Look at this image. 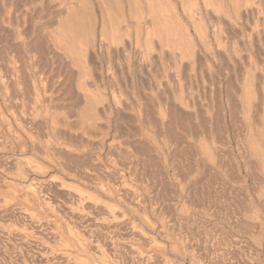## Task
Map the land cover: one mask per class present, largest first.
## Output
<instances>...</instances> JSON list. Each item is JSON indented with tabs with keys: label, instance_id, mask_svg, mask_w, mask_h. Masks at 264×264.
Returning <instances> with one entry per match:
<instances>
[{
	"label": "rangeland",
	"instance_id": "rangeland-1",
	"mask_svg": "<svg viewBox=\"0 0 264 264\" xmlns=\"http://www.w3.org/2000/svg\"><path fill=\"white\" fill-rule=\"evenodd\" d=\"M49 1L50 0H44V3H42L43 0H33V2H34L33 3L32 0H15V2H13V4L15 6L18 5L17 6L18 8L14 7V5H12V9L9 11V14H8L9 16H8L7 13H8L9 8L11 7V4H9L10 3L9 0H7V1L6 0L5 1L0 0V10H1L0 11V13H1L0 14V18H1L0 24L3 25V26L0 25V27H1L0 28L1 29L0 30V45H1L0 51H2V52H0V53H2V55H1L2 59L0 58V68H1L0 69V71H1L0 72V79H1L0 80V89H2V90H0V94L2 92L1 95L5 96V98H4L0 95L1 96L0 97V107L2 106L0 108V147H1L0 148V167L2 165L4 166V168H2L3 166L0 168V176L2 175L0 177V187L3 186L0 188V196H1L0 197V264H13V263L18 264L19 262H20V264H90V263L91 264H103V263L104 264H120V263L121 264H123V263L124 264H233V263H235V264H264V240H263L264 239V228H263L264 225H260V224H263L264 222L262 221V223H261L260 222L261 220L255 219V218H258V219L264 220V218H262V217H264V207H263L264 204L262 205L263 202L261 203V201L255 200L254 195L252 196L253 193L250 192L251 191L250 186H253V182L246 181V183H245L244 181H241L242 183L239 182L240 183L239 184V183H237V181H234V182L231 181L227 185V188H226L227 192H225V194H222L223 197H220L221 194H218L219 195L218 196L217 193L216 194L213 193L214 192L213 190H212V194L210 193L211 195L210 196L208 195V197L210 198V199L208 198V201L210 202V204H214V205L217 204V206H221L220 203L223 202L222 206L224 208L227 206L226 209L230 213L228 214V211H225V210L224 211L229 216L228 215L225 216L224 215L225 213H222L223 210H221L219 212V214L222 213V216L217 214L219 217H216L217 216V215H215L216 213H213V214H211V212L206 213L205 210L203 212V208H202L203 206L197 207V206H199V204L201 205L202 204L201 201H203L202 200L203 198L201 196L202 194L200 195V193H201V191H200L201 190V188H200L201 181H192V182H195L194 185L191 182V190L195 188L194 190H192V191H194V192H192L193 196H191V197H193V199H191V201L193 200L192 204H190V206H189L188 205L189 203L185 204L182 202V201L186 200L185 195L187 192L186 183L184 184L182 182H184L183 181L184 172H185L184 166L186 163L185 157L187 158V155L184 152H186L185 141L189 137V136H187L188 132H189V131L187 132L188 123H190L191 133L194 137V138L191 137L192 140H196V138L198 137L197 135L201 134V130L203 128L200 125V119L198 117V115L200 113L199 109L201 108V105H199V103H200V101H203V100H201L202 95L201 94L199 95V93L201 92L200 89L202 88L199 84V83L202 84V81H201L202 79H201V75H200L201 74L200 68L202 67L201 65L204 62V57H202V56H208V57H206L207 60L208 61L212 60V61H210V63H213V58L210 59V57H211L210 54L209 53H207V54L203 53L204 50H203L201 41L203 40L204 36H206V34H207L206 37H209V38L211 37V39L214 37L213 35L215 33V30H216V27L218 24L217 20H219L218 18L220 17V11L218 10L217 5L222 4V5L228 6L229 0H222L223 2H221V3H220L221 0H73L74 6H76L77 11L75 10V13L72 14L69 18H66V5H65L66 4L65 2H67L68 0H51L50 2ZM232 1L230 0V6L228 8H227V6L224 7L228 11V13H229L230 9L233 10V8H234V6H233L234 2H233V4H231ZM4 2H7L6 5ZM191 3L192 4L194 3V4L192 5ZM240 3H241V0H240L239 4ZM245 3H246L245 0H244V2L242 0V3L240 4V10H238V11H240V12L242 11V12L241 13L239 12V16H238L239 18L236 16V15H238L237 14L238 11L235 9H234L235 12H234V10L233 11L231 10V12H230V13L234 12L232 14L233 17H231L234 19V20L232 19L233 21H231V19H228L226 17L225 18L223 17L224 19L222 18V20H225V21H223V23H224L223 26L225 28V36L227 35V37H228V34H229V39L235 38V40L238 39L237 42H239L241 39V37L239 35H241L243 37L242 38L243 40L241 39V42H239L241 44L238 43L240 45L239 47L243 48V49H244V47H245V49L247 48V52L251 48H253V49H255L254 52L258 51L257 52L258 54L257 53H255V54L259 55L260 52L264 51V42H263L264 41V28H263L264 27V18H263L264 17V8L262 10V14H263V16H262L261 13L260 14L257 13L256 9H254L256 12L255 13L254 10H252L253 9L252 6L250 7L249 3H247L248 6ZM242 4H243V6L241 7ZM1 5H2V7H1ZM244 5H246L245 7H247V10L244 7ZM7 6L9 8H7ZM4 7L7 8L6 12L4 10ZM164 7L167 8L168 10L166 9L167 13L165 10V13L163 14V8ZM188 7H190L191 9H189ZM1 8H3V9H1ZM14 8H16L17 10ZM13 10H14V12H13ZM18 10H20V11H18ZM38 11H39V13H38ZM251 11H252V13H251ZM16 13H18L20 16ZM235 13H236V15H235ZM244 13H246V14H244ZM36 15H39L40 17L36 16ZM232 15H230V16H232ZM7 16L9 17L10 20H12V22L14 20H16V21H14L15 23L20 19V22L19 23L17 22V24L21 23V28H20L21 30H18L19 29L18 27H20V26L19 25L16 26L17 24L13 25V23H11V21H9ZM243 16L244 17L246 16L248 22L246 21V19H244ZM5 17H7V18H5ZM2 18L8 22H4V20ZM17 18H18V20H17ZM33 22H34V24H33ZM233 22H235L236 24ZM241 22H243V23H241ZM9 23H10V26H9ZM257 23H258V25H257L258 27L255 26ZM242 24L244 26H242ZM246 24L247 25L250 24L251 26L249 25L250 26L249 27ZM234 26H236V27H234ZM16 28H18L17 31H16ZM57 28L62 29V30H66L70 33H71V30L75 31V33H72V35L74 34L73 36L78 41L80 40L78 43L76 42L77 43L76 45H78L79 43H82V45L84 44L82 47L83 50L87 51V53H89V55L92 57V58H90V56H89V58H90L89 60H91L89 62L92 63V64L91 63H89V64H90V66L92 65V68H95L93 70L91 68V70L93 72L90 71V73H89L90 75H88L90 79L86 80L87 85L89 84V87L91 88V90L94 89L93 92L96 91L97 94L100 93L102 95L101 98L104 95L105 97L103 99L107 98L108 105H111V107L106 106L107 104L104 103L106 101V99H105V101L103 102L105 105L102 106L101 105V104H103L102 99L99 98L101 101L99 100L98 102L95 103V105L97 103L98 104L101 103V104H99V106L96 105L98 107V110H100V111H98L96 108V110L99 113V114L97 113L98 114L97 118L99 120L94 118L97 116V114L94 117L90 116L91 119L92 118H93V120L96 119V121H98V122L95 124V126L93 125V122L91 124L92 126H90V127H89V125H86L87 130L85 129V126L82 124L83 125L82 128L84 127L85 131L80 128L81 127V123H80L81 118H77L79 116L78 112H77L78 111L77 108L79 109L80 107H78V106L80 104L82 105V102L79 103L80 97H78V99H77V95H79V94H77V92H79V90L76 89V86H77V81H76L77 79L76 78L78 77V75H76V72H78V71L75 70V68L73 69L72 67L70 68L66 65V64H69V62L65 57H63L64 62L66 60L67 61L65 63H63V59L61 60V58L57 56V55L64 56V54H67V52L63 51V49H65V51H66L67 47H65V48L60 47V46H64V45H62L61 43H59V44H61V45H59V44H57L56 41H55V43L51 42L52 41L51 31L53 29L55 30ZM234 28H236V29H234ZM254 28L257 30V33H256V30ZM40 30H42V31H40ZM152 30H153V32H152ZM252 30H254L255 32ZM10 31H11V33H10ZM18 31L19 32L21 31L19 35L22 34V37H24L23 39H20V38H22L21 36H20V38H18L19 37ZM43 31H44V34H43ZM45 31H46V33H48L50 31L49 35H51V38H49L50 36L47 37ZM246 31H247V33H246ZM12 33H13V36H12ZM26 33H28V34H26ZM251 33H254L253 39L251 37H249L250 36L249 34H251ZM25 34H26V37H25ZM28 35L30 36V38H27ZM45 35H46V37H45ZM247 35H249V36H247ZM255 35L258 37H256ZM233 36H235V37H233ZM261 36H263V37L261 38ZM38 38H40L39 39L40 41L38 40ZM48 38H49V40L50 39L51 40L47 41ZM75 38H74V40H75ZM53 39H54V36H53ZM24 40H25V42H24ZM77 40H75V41H77ZM249 40H252L250 42L251 45H249ZM261 40H263V41H261ZM31 41H32V43H30ZM21 43H22V46L20 45ZM243 43L244 44L246 43L245 46H243ZM252 43L254 44V46H252ZM23 45H24V47H23ZM53 45H54V47H53ZM30 47L33 50H31ZM38 48L41 49L43 52L38 53V52H41ZM45 48H46V50H45ZM256 48L257 49L259 48V49L256 50ZM57 50H59V51H57ZM67 51H69V50H67ZM29 52H30V54H29ZM32 52H33L34 56L31 54ZM46 52H48V53H46ZM247 52L245 50L242 51V55L246 54L245 55L246 57H243L242 60L246 61V62L249 61V55H247L249 53H247ZM55 53H56V55H55ZM100 53H102V54H100ZM148 53H149V56H148L149 58H147V56H146V55H148ZM202 53H203V55H202ZM263 53H260L261 54V60H259V61L262 63V65L264 67V61L262 62V60H264V58H262L264 56ZM25 54L27 56H25ZM40 54L41 55L42 54H49L51 56L50 57L48 55L50 57V61L47 63V66L46 65L44 66V64H46V62H44V60L40 59ZM105 54H109V55L112 54L111 57H114V58L116 57L115 59L112 58V61H114V62H112V64L114 65L113 66L114 68L110 71L114 72L115 74L118 73L116 75L117 79L113 78L112 72H111V74H109L110 71L107 72V70H106L107 62L105 61L106 58L103 57V55H105ZM128 54H129L130 58H129ZM199 54L201 55V57L203 59L201 57H199L200 56ZM143 55H145L146 58ZM30 56H31V58H30ZM106 56L107 55H105V57ZM33 57H35V58H33ZM121 57L123 59H121ZM141 57H142V59H141ZM257 57L259 58L260 55ZM51 58L54 59V61H56V62H54ZM246 58L248 59V61ZM119 59H121V60H119ZM159 59H161V60H159ZM199 60L200 61L203 60V61H201L202 63ZM8 61H9V63H8ZM30 61H33L31 63L32 65L29 63ZM51 61H53V62H51ZM57 61L59 63L62 61V63L57 64ZM147 62H148V64H147ZM50 63L53 65H51ZM176 63H178V64H176ZM63 64L66 65V68L64 67L65 65H63ZM239 64H240V62H239ZM239 64H238L239 69L237 67V73H239L238 75L242 77V74H243L242 72L244 69L241 70L243 65H241L242 66L241 67ZM241 64H242V62H241ZM40 65H42V66H40ZM214 65H215V63H214ZM33 66H36L37 69ZM49 66H50V68H48ZM51 66H52V68H51ZM214 67H216L215 68L216 69L215 75L217 76V80H219L218 78H221L220 83L222 82L221 84L218 82L220 85H222V86H220L221 88L219 87L220 88L219 92L221 91L220 94H223V95H221L222 96L221 97V96H219V93H218V99H220L219 103L221 104V102H223L222 104L224 107L222 106L223 107L222 110L226 111V109H228V106H226L227 102H225L226 101L225 96H224V89H225L224 78L225 77L223 76V73L225 70L222 73V71L220 72V69H217V65H215ZM7 68H9V69H7ZM14 68H15V70H13ZM39 69L41 70V72L39 71ZM56 69H58L59 72ZM72 69L75 72H73ZM67 70H70L71 72H69ZM239 70H241V71H239ZM24 71H25V73H23ZM42 71L45 73H43ZM100 71H101V73H100ZM127 71L130 74L129 73L127 74ZM68 72H69V74L67 76ZM124 72H125V74H124ZM259 72L264 74V68H262V70ZM259 72H257V73L262 78L263 75L259 74ZM27 73H28V75H27ZM71 73H73L72 76H71ZM11 74H12V76H11ZM93 75H94V77H92ZM129 75H131V76H129ZM224 75H225V73H224ZM233 75L234 74H232L231 77L235 78ZM65 77H67V78H65ZM70 78H71V81H70ZM92 78H94L95 80ZM119 78H121V79H119ZM31 79H32V81H34L36 79L35 81H37V82H32ZM45 79H46V81H45ZM114 79L116 80L117 83L115 82ZM127 79H128V81H127ZM25 80H29V81H25ZM89 80H90V82H88ZM97 80L99 82H97ZM190 82H191V84H190ZM33 83L34 84L36 83L35 86H38L39 90H37V89L35 90V86H33L34 85ZM92 83H93V85H91ZM39 84H41V85H39ZM59 84L61 85V87ZM179 84L181 85V88H183L185 93H184V91L180 90L181 88H180ZM193 84H195V85H193ZM12 85H14V86H12ZM110 86L113 89H111ZM120 86H122V87H120ZM190 86L192 88H190ZM56 87H57V89H56ZM103 87H104V89H102ZM58 88H61V89L58 90ZM74 88L77 92L75 90H73ZM24 89L25 90L28 89L26 91L27 93L24 92L25 91ZM49 89H50V91H49ZM63 89H65V90H63ZM191 89H192V91H191ZM21 90H23V91H21ZM40 90H41V92H40ZM44 90L46 91V94H45ZM55 90H57L56 91L57 93L55 92ZM118 90L120 91L119 93L122 96L118 94ZM37 91H39L41 93V95L39 97H37V95H36ZM113 91H114V94L116 93V95L118 94L119 97L121 96L119 99L120 101L113 99V96H115V95L112 96ZM151 91L153 94H151ZM180 91L184 93V94L181 93V94H183V97L179 93ZM186 92H188V94L190 93L194 99L193 100L190 99V98H192V96L190 94L186 95ZM191 92L192 93L197 92V93L193 95ZM126 93H128V95L131 97H128ZM178 94L181 96V98H180V96H177ZM12 95H14V96H12ZM34 95H36V96H34ZM153 95H154V99H153ZM74 96H75V98H74ZM175 96L178 97V98L176 97L177 98L176 100H178L179 98H180L179 100H181V99L182 100L180 102L176 101ZM185 96L186 97L189 96V99H190L189 102L195 100L194 102H192L193 104L191 103V105L189 106V110H187V112H189L191 110L190 111L191 112L190 121L186 120V113H187V112H185L186 108H184V106H182V105H184L182 103L185 102V100H186ZM200 96H201V98H199ZM39 98L40 99L43 98V100H40ZM47 99H49V100L47 101V103H45ZM124 100H126L127 103ZM41 102H42V105L40 104ZM109 102H110V104H109ZM128 102H130V103H128ZM38 103H39V105H38ZM195 103H197V104H195ZM33 104H34V106H32ZM176 104H177V106H176ZM194 104L196 106H194ZM45 105H48V106L46 107ZM69 105H71V107ZM138 105H141V106H138ZM25 106H26V108H25ZM100 106H101V108L99 109ZM181 106L185 110H183V108ZM232 106L234 107V111L236 112L235 115L239 116L240 108L235 107V104H233ZM38 107H39V109H38ZM106 107H107V109H106ZM222 107H220V108H222ZM44 108H45V110H44ZM161 108H162V110L164 109L162 111L163 113L159 112V110L161 111ZM1 109H3V110H1ZM110 109H111V111H110ZM139 109H140V111H139ZM197 110H198V113H197ZM12 111H13V113H12ZM33 111H34V113H33ZM46 111H47V113H46ZM57 111L60 112L61 114L60 113L58 114ZM166 111H168V112H166ZM158 112L160 114H164V112H165V114H164L165 117L163 118V116H161L162 118H160L159 117L160 115ZM49 113L54 116V117L53 116L52 117L54 118L53 121L55 120L54 123L57 122L56 125L54 123H51V121H48V120L52 119V118H50L51 115ZM138 113H139V115H138ZM30 114H31V116H30ZM192 114H193V118L195 119V120L193 119L194 121L192 120ZM44 115H46V116H44ZM93 115H95V113ZM59 116H60V118H59ZM99 116H100V118H99ZM194 116L195 117L197 116V117L195 118ZM183 117H185V119H181ZM10 118H11V120H9ZM40 118H41V120H40ZM85 118H87V116ZM33 119H34V121H33ZM58 119L60 120V122ZM11 121L14 123H12ZM15 121H17V123ZM36 121H38V122H36ZM65 121L67 124L65 123ZM229 122H230L229 119L228 118L225 119V117H224V118H222L220 123L224 124V125L221 124V126H224V128L227 127V128H225L226 130H228V128H229L228 131L231 132L233 130L232 129L233 126H230L232 124ZM70 123H71V125H70ZM182 123H185L184 126L185 125L187 126V130H186V127H183ZM226 123H227V125H226ZM35 124H37V125H35ZM53 124L55 126H57V124H58L59 130ZM10 125H12V128ZM21 125H22V127H21ZM49 125H51V126L53 125L54 128H56V130L54 128L52 129V130H55L54 133H51L53 131H51L52 127L50 128ZM63 125H65V126H63ZM234 125L236 127V123H234ZM196 126L199 128H196ZM20 127L22 130H20ZM70 127H72V128H70ZM12 129H14V130H12ZM78 129H79V131H78ZM193 129H194V131H193ZM198 130H200V133L198 132ZM58 131H59V133H58ZM80 131L81 132L84 131V132H82L83 134H80L81 133ZM30 132H32V133H30ZM47 132H49V133H47ZM62 132H63V134H62ZM9 133H11V134H9ZM84 133H85V135H84ZM31 134H32V138L35 136L33 139H36L37 141L36 140L35 141L37 143L40 144L43 142L40 145V147L37 144L39 148L36 146V149H35L32 147V145H30L31 143L29 144ZM87 134H88V136H87ZM184 134H186V135H184ZM28 135H29V137H28ZM47 135H49V136H47ZM57 135H59V136H57ZM85 136H87V137H85ZM147 136H150L152 138L149 139L150 137L147 138ZM184 136L187 138H185ZM21 137L26 138V139L24 138L25 140L22 138V140H24L23 141L24 143L22 142ZM38 138H39L40 142H39ZM87 138L90 140H88ZM99 138H100V140H98ZM61 139H63V140H61ZM14 140H16V141H14ZM92 140H94V141H92ZM103 140H104V142H100ZM163 140H165L166 142ZM20 141H21V143H20ZM25 141H26V143H28L27 146H26ZM45 141L48 142V145L50 144L49 146H51V145L52 146L47 147V144H46L47 142L44 143ZM84 141H85V143H84ZM156 141H157V144L159 143L158 145L155 144ZM6 142H8V143H6ZM51 142H53V143H51ZM86 142L87 143L89 142V143L87 144ZM97 142H99V143L97 144ZM162 142H164L166 147L163 144H161ZM108 143H110V144L108 145ZM22 144H24V145L22 146ZM43 145H45L44 146L45 149H50V151L49 150L46 151L45 149H43ZM55 145H57V146H55ZM152 145H154L155 148H153ZM231 146L232 145H229V147H230L229 150H231L232 152H235L234 145L232 147ZM6 147H7V149H6ZM69 147H72V148H69ZM103 147H104V149H103ZM83 148H84V150H83ZM99 148H101V150ZM157 148H159V149H157ZM32 149H34L35 152ZM41 149H42V151H41ZM43 150L46 153L43 154ZM18 151H20V152H18ZM106 151H108L110 153L108 154V152H106ZM193 151H194V149L192 150V152ZM98 152H100L101 154L100 153L98 154ZM45 154L46 155L49 154V155H47L49 159H47V160L45 159V158H47V156ZM5 155H7V156L12 155V157H14L16 155L15 158H19L17 160H19L20 162H18V164H16V162H15L16 159H15V161H12L11 160L12 157H9V158L7 156L4 157ZM111 155H113V156H111ZM122 155H126V156H122ZM127 155H128V159L129 158L131 159L133 157L132 159L140 160L138 166L136 165L135 168H134V166H132V168H131V166L128 165L129 164L128 162L130 161V159L129 160L127 159ZM184 155H185V157H184ZM20 156L24 157L25 159L24 158L21 159ZM40 156H42V157H40ZM44 156H46V157H44ZM130 156H132V157H130ZM192 156H193V153H192L191 157ZM98 158H100V159H98ZM117 158L119 160H117ZM143 159H144V161H143ZM34 160L36 161L35 164L38 165V163H39L42 166V168H41L42 170L45 168L43 171H41V169H37V167H36L35 169L40 170V173L37 170H36L37 172L36 171L33 172L29 168L30 163L35 162ZM48 160L51 163L48 162ZM110 160H111V162H110ZM116 160H117V162H116ZM10 161H12V162H10ZM52 161H53V163H52ZM58 161L60 164L58 163ZM13 162H14V164H16V166L13 164ZM27 162H29V163H27ZM40 162H42V163H40ZM122 162L123 163L125 162V163L123 164ZM126 162H127V165H126ZM24 163H27V166H25ZM141 163H143V164H141ZM91 164L94 166H92ZM47 165H49V166L47 167ZM65 165H67V167ZM115 166H117V167H115ZM17 167H18V169H17ZM120 167H121V169H120ZM174 167H175L176 171L174 170ZM47 168H50V169L52 168L53 171L50 169H47ZM85 168H86V170H85ZM21 169H23V171L26 170V171H24L25 173L22 174L21 172H23V171H21ZM69 169H70V171H69ZM134 169H136V170L133 171ZM117 170H118V172H120V175L117 172ZM120 170H122V171H120ZM146 170L148 172H146ZM44 171L46 174L45 175H44V173L41 174V172H44ZM129 171L133 176L129 173ZM132 171H133V173H132ZM141 171L143 173H141ZM149 171H151V172H149ZM3 172H5V173H3ZM26 172H27V174H26ZM82 172L84 174L86 173L85 176H84V174H82ZM123 172H124V175H123ZM6 173H8V174H6ZM36 173L39 175H37ZM50 173H51V175H53L52 177H51ZM69 173H70V175H68ZM18 174H19V176H18ZM71 174H73V175H71ZM89 174H90V176H89ZM96 174H99V175H96ZM101 174H102V176H101ZM149 174H150V176H148ZM23 175H24V178L26 176L25 179L24 178L22 179ZM40 175H42V176H40ZM80 175H81V177H79ZM122 175L125 176L124 178H126L128 180L127 184H129V185H127V187L129 189L132 186L135 187V189L132 187L130 189L129 193H126L122 189V187L120 186V182H118V181L122 180V178H123ZM36 176H37V178H36ZM48 176H49V178H48ZM83 176H84V178H83ZM87 176L89 178H91L90 181L86 180V179H88ZM17 177H19V179ZM134 177H136L135 180H134ZM150 177L153 178L154 181H152L153 179L151 180ZM40 178H41V180L39 181ZM138 178H140V179L142 178L143 179V180L141 179L142 182L139 181ZM52 179H54V180H52ZM61 179H62V181H61ZM72 179H74V180H72ZM31 180H32V183H31ZM35 180L39 184L34 185ZM48 180H49V182L51 180L52 181L50 183H48ZM55 180H56V183L54 182ZM114 180L117 182H115ZM179 180H180V182H178V184H180V185L183 184L182 186L184 189L183 188L182 189L184 192L183 191L181 192V190H179V189H181L182 186L179 187L178 184H175ZM21 181H22V183H21ZM65 181H67V182H65ZM82 181L83 182L88 181L91 184L89 183V185H88V182H85L87 184L84 185V183ZM99 181H101V183L104 182L107 185V188H106L105 187L106 185L104 183H103V185H105V186H103L101 184L103 187V190L109 191V189H110V191H112V194H111V192H110V194L109 193L105 194V192H107V191L102 192V188H100V184H99L100 182ZM5 182H6V184H5ZM74 182H76V184ZM41 183H43V185ZM93 183H94V186H93ZM115 183H117V184H115ZM152 183H153V185H152ZM247 183L249 186L247 185ZM14 184H15V186H14ZM40 184L42 187L38 186ZM72 184L73 185L75 184V186H73ZM148 184H149V186H147ZM31 185L34 187L38 186L39 189H38V187L36 189L32 188ZM65 185H67V186H65ZM95 185H99L98 187L100 189L99 188L96 189L97 186L95 187ZM113 185L116 187V189H115L116 192L119 190L117 193L114 191ZM235 185H236V187H235ZM26 186H27V189H26ZM68 186H70V187H68ZM86 186H88V187H86ZM108 186H109V188H108ZM229 186H231V187H229ZM240 186H242L244 189L248 188V191L251 193L250 195L252 196V199H254L253 202H251L250 199H249L250 202H248L249 201L248 199H247L248 201L246 200L247 197L250 198V195H249V193H246L245 191H241L244 189L243 188L241 189ZM5 187H6V189H5ZM28 187L32 188L34 191L33 192L34 197L32 195L33 198H30L31 196L28 198L29 195L25 192V190L26 191L28 190ZM43 187L47 188L46 191H45V188H43ZM48 187L51 188L52 190L51 189L49 190ZM66 187H68V188H66ZM74 187H76V188H74ZM104 187H105V189H104ZM234 187L237 188L236 191H235ZM238 187L241 190H239ZM22 188H25L23 192H21ZM68 189L70 191H68ZM144 189L145 190L151 189L153 191V193L151 190L148 192L145 191L146 192L145 193V192H143ZM170 189H172V190H170ZM198 189H200V190H198ZM228 189H229V192H228ZM132 190L133 191L138 190V191L133 192L135 194V196H133L134 194L131 195L130 196L131 201H130L129 195H130V193H132ZM195 190L197 191V195L195 193L196 192ZM139 191L145 194V195L143 194L144 197H143L142 193H139ZM237 191L242 192V193H238ZM80 192H82V193H80ZM87 192H89V193H87ZM231 192L233 194L230 195ZM234 192H235V194H234ZM124 193H126V195L129 194L128 197ZM138 193H139V196H141L140 198H139V196H137ZM177 193H178V195H177ZM194 193H195L196 197H194ZM77 194L79 195V197ZM92 194L94 197H92ZM97 194H99V196ZM123 194H124V196H122ZM168 194H169V196H168ZM242 194H244V195H242ZM75 195H77V197ZM103 195H105V196H103ZM109 195H111V196L114 195V197L113 198L109 197ZM116 195H117V197H116ZM154 195H156V196H154ZM199 195H200V198H199ZM224 195H225V198H224ZM234 195H236V196H234ZM72 196L74 198H77V199L75 200ZM96 196H98V198ZM178 196H180V197H178ZM212 196H214L213 197L214 199L211 198ZM216 196H217V199H215ZM241 196L242 197L246 196V197H244V201H243ZM2 197H3V199H2ZM35 197H37V198H35ZM134 197H135V200L137 202L134 200ZM218 197L221 198V200ZM230 197H231V199H230ZM240 197H241V199H240ZM96 198H97V201H96ZM100 198H101V200H100ZM102 198H105V199H102ZM123 198H124V201L121 200ZM141 198L144 202L141 200ZM30 199L32 201H30ZM109 200H111V202ZM132 200H134L135 202H133ZM139 200H141V201H139ZM226 200H229V201H227L228 203H226ZM35 201H37V202H35ZM105 201H107V202H105ZM120 201H123L124 203L120 202ZM138 201H139V204H138ZM198 201H200V202H198ZM220 201H222V202H220ZM224 201H225V204H224ZM245 201H247L246 202L247 205H251V203H254L251 205V208L253 209L254 205H256L255 208L257 207L256 208L257 210L260 209L259 211H261V212L257 213L256 209H255V211L253 210L254 212H251L252 211L251 209L247 210L248 206L246 208ZM176 202H177V204H175ZM99 203H100V205H98ZM110 203H112L113 205ZM122 203L124 205L125 204L126 205L124 206ZM133 203L140 206V207H138V206L136 207V205L133 206L132 205ZM218 203H219V205H218ZM238 203L241 204V208L245 204V208L247 210L245 212V209L243 207V211H244L243 215L245 216L246 219L242 218V223H241L242 227L246 224V226H244V228L247 229L246 233H244L245 229L242 228L241 226L240 227L243 230L239 227H234V226L230 227L232 225L231 224L232 223V216H233V215L231 216V214L233 213L232 209H233V207H235V205L236 206L239 205ZM242 203H244V204H242ZM73 204H75V205H73ZM174 204H175V206H174ZM259 204L261 205V207ZM108 205H109V208H107ZM115 205H116V207H114ZM183 205L185 206L184 208H187L190 213H187L188 210L184 209ZM186 205H188L189 207L188 206L186 207ZM191 205L193 207H191ZM195 205H196V207H195ZM38 206H40V209L38 208ZM87 206H89V207H87ZM97 206H98V208H96ZM151 206H153L154 208L153 207L151 208ZM159 206H160V208L162 207L161 208L162 210H160ZM173 206L175 207V210L172 209ZM66 207L68 210L66 209ZM103 207H106V208H103ZM144 207H146V209ZM194 207H195V209H194ZM228 207L231 210H229ZM239 207H240V205H239ZM111 208H113V209H111ZM138 208L142 212H140ZM196 208L201 209V213L199 212L200 210H198V212H196L197 211ZM249 208H250V206H249ZM61 209H63V210H61ZM105 209L107 210L106 212H105ZM131 209H134V211L132 212ZM121 210H123V211H121ZM170 210H172V212ZM184 210H187V211H184ZM124 211H125V213H122ZM159 211H161L162 213ZM248 211L250 212L249 213L250 215H252V213L255 214V212H256V216L258 214H259V216L255 217V215L253 214L254 216L253 215L252 216L255 218L250 220L251 222H249L248 219L252 218V216L250 217V215L248 216L246 214V213H248ZM68 212H71L72 216H70V213H68ZM136 212L137 213L140 212L141 214H139V213L137 214ZM158 212H159V214H158ZM176 212L178 214H176ZM202 213H206V214L201 215ZM107 214L110 216H107ZM160 214L163 217L160 216ZM174 214L176 216H174ZM207 214L210 216H208ZM23 215H24V217H23ZM66 215H69V216H66ZM206 215H207V217H206ZM246 215L250 218L247 219ZM20 216H21V218H20ZM74 216H76V219L73 218ZM140 216H141V218H140ZM211 216H213V217H211ZM244 216H242V217H244ZM25 217H27V218H25ZM92 217H94V218H92ZM160 217H162V218H160ZM223 217H224V219H223ZM227 217H231V219H228ZM259 217H261V218H259ZM77 218H79V219H77ZM81 218H82V221L80 220ZM84 219L86 220V222H84L85 221ZM87 219L89 220L88 223H87V221H88ZM20 220H21V225H20ZM225 220H226V223H225ZM227 220L228 221L231 220V222L229 223ZM215 221H216V223H215ZM246 221H248L247 223L249 225L246 223ZM254 221L256 223H254ZM144 222H146V223H144ZM148 222H149V224L151 222H153V223H152V225L151 224L148 225L147 224ZM163 222H164V225H163ZM244 222H245V224H244ZM258 222H260V223L258 224ZM40 224L42 225V227H40L41 226ZM215 224L216 225L218 224V225L216 226ZM221 224H222L223 228H222V226H220ZM48 225H49V227H48ZM89 225L92 226L93 228H91ZM153 225H156V226H153ZM254 225L255 226L260 225L262 227L259 226V227L255 228ZM63 226L65 229H63ZM101 226H103V228ZM214 226H216L217 228ZM219 226L222 230L219 228ZM30 227L32 229H30ZM96 227H99V228H96ZM114 227L117 230L113 229ZM253 227H254V229H253ZM101 228H102V230H101ZM139 228H141V229H139ZM233 228H235V229H233ZM236 228H238L239 230L237 229L238 230L237 231ZM259 228H261V229L257 231V229H259ZM40 229H41V231H40ZM88 229L94 230V231H88ZM103 229H106L108 231H106V230L104 231ZM240 229L244 232H241ZM99 230H101V231H99ZM118 230H119V232H118ZM252 230L254 231V233ZM85 231H87V232H85ZM109 231L113 232V233H110ZM174 231H176L175 232L176 234L174 233ZM259 231H261V232H259ZM170 232H173V233H170ZM179 232L182 233V235ZM240 232H241V234H240ZM248 232L250 235H246V234H248ZM250 232L253 234H251ZM255 232H257V234ZM61 233H63V234H61ZM258 233H260V235L258 237L254 235V234L258 235ZM13 234H15V235H13ZM43 234H45V235H43ZM116 234H117V236H116ZM166 234L168 235V237L167 236L165 237ZM243 234H245V235H243ZM221 235H222V237H221ZM251 235L252 236L254 235V237H252L254 240L251 239ZM261 235H262V237H261ZM100 236H102V237L100 238ZM113 236H114V238L112 239ZM137 236H139V238H137ZM143 237H145V238H143ZM226 237H228V238H226ZM65 238H66V240H65ZM185 238H186V240H184ZM52 239H53V242L51 241ZM71 239H73V240H71ZM171 239H173V240H171ZM256 239H258V240H256ZM236 240H237V242L239 240V242H238L239 244L237 243V245L235 242ZM54 241H55L56 245L54 244ZM114 241H116V242L114 243ZM242 241L244 243H240ZM33 242H34V244H33ZM174 242L176 243L177 247H174V245H173V244H175ZM22 243L24 244V246ZM76 243H77V246H76ZM102 243H104V244H102ZM113 244H115V245H113ZM181 244H183V245H181ZM7 245H9V246H7ZM238 245H239V248H238ZM171 246H173L174 248L173 247L171 248ZM115 247H117V248H115ZM176 248H178V250H176ZM10 249H12V250H10ZM11 251H12V253H11ZM232 252H234V253H232ZM256 252H258V253H256ZM224 253H225V255H224ZM18 254H19V256H18ZM58 256H59V258H58ZM66 256H68V257H66ZM125 256H128V257H125ZM33 257L36 259H34ZM221 258H222V260H221ZM223 258H225V259H223ZM52 259H54L53 260L54 262L52 261ZM15 260H19V261H15ZM222 261H223V263H222Z\"/></svg>",
	"mask_w": 264,
	"mask_h": 264
},
{
	"label": "bare ground",
	"instance_id": "bare-ground-1",
	"mask_svg": "<svg viewBox=\"0 0 264 264\" xmlns=\"http://www.w3.org/2000/svg\"><path fill=\"white\" fill-rule=\"evenodd\" d=\"M2 1V0H1ZM5 1V0H4ZM7 1V0H6ZM51 1V0H50ZM49 1V2H50ZM73 0H68L67 2H65L66 4V18H69L72 14H74L75 13V10L77 11V8H76V6H74V1L72 2ZM232 1V0H231ZM9 4H11V7L9 8L8 6H7V8H9V10H8V13H7V15L9 14V11L12 9V5H14L13 4V2H15V0H9ZM32 2H33V0H32ZM36 2V1H35ZM221 2H223L222 0L220 1V3ZM233 2H234V4H233ZM239 2H240V0H233L232 2H231V4H233V6H234V8H233V10L235 9V10H240V4L242 3V0H241V3L239 4ZM243 2H244V0H243ZM245 4H247V3H249V5H250V7L252 6V10H254V9H256L257 10V13L258 14H260L261 13V15L263 16V14H262V10H263V8H264V0H245ZM5 3V5H6V3L7 2H4ZM34 3V2H33ZM41 3V2H40ZM42 3H44V0H43V2ZM3 4V3H2ZM39 4V3H38ZM192 4V3H191ZM190 4V5H191ZM194 4V3H193ZM192 4V5H193ZM218 4V3H217ZM229 5L227 6V8L230 6V0H229V3H228ZM4 6V5H3ZM18 6V5H17ZM17 6H15L14 5V7H17ZM27 6V5H26ZM225 5H222V4H218L217 5V7H218V10L220 11V17L218 18L219 20H217L218 21V24H217V27H216V30H215V33H214V37L211 39V37L209 38V37H206L207 36V34H206V36H204V38H203V40L201 41L202 42V47H203V53H205V54H207V53H209L210 54V59H212L213 58V63H210V61H212V60H210V61H208L207 60V58L206 57H208V56H202V57H204V62H203V64L201 65L202 67L200 68L201 70H200V72H201V81H202V84L201 83H199L200 84V86L202 87L200 90H201V92L199 93V95L201 94L202 95V99L201 100H203V101H200V103H199V105H201V108L199 109L200 110V113H199V115H198V117H199V119H200V125L203 127L202 128V130H201V134H199V135H197L198 137L196 138V140H192V138L191 137H193V135H192V133H191V126H190V123H188V130H187V126L185 125L184 126V124L185 123H182V125H183V127H186V130H187V132H188V135L187 136H189L188 138L187 137H185V138H187V140L185 141V147H186V152H184V153H186V155H187V158L185 157V155H184V157H185V161H186V163H185V166H184V177H183V181L184 182H182V183H186V190H187V192H186V195H185V199L186 200H184V201H182L183 203H185V204H187V203H189L188 205L190 206V204H192V201H191V199H193V197H191V196H193L192 195V192H194V191H192V190H194V189H192L191 190V182L192 181H201V183H200V188H201V190L200 189H198V190H200L201 191V193H200V195L202 196V200L203 201H201L202 202V204L200 205L199 203V206H197V207H200V206H203L202 208H203V212H204V210H205V212L207 213H209V212H211V214H213V213H216L215 215H217V214H219V212L221 211V210H225V211H228L226 208H227V206L224 208L223 206H222V201L224 200H222V201H220V202H222V203H220V205L221 206H217V204L216 205H214V204H210V202L208 201V195L210 196L211 194H212V190L214 191L213 193H217V195L218 194H221V196L220 197H223V195L222 194H225V192H227L226 190V188H227V185H228V183H230L231 181H237V183H242L241 181H244L245 183H246V181H251V182H253V186H250L251 188V191L250 192H252L253 194H252V196L254 195V198H255V200H257V201H261V203H262V205L264 204V74L263 73H261V72H259V71H261L262 70V68H264L263 67V65H262V63L259 61V60H261V54L260 53H263V52H260L259 53V55H260V57L258 58L257 56H259V55H257L258 53V51L257 52H254L255 51V49H253V48H251L248 52H247V48L245 49V47H244V49L243 48H240L239 46V44H241V43H239V42H241V39L243 38L241 35H239L240 37H241V39H240V41L239 42H237V40H235V38L233 39V38H231V39H229V34H228V37H227V35L225 36V28H224V23H223V21H225V20H222V18L224 17H226V18H228V19H231V21H233L234 19L233 18H231V17H233V13L235 12V10H234V12L233 13H230L231 12V10L232 9H230L229 10V13H228V11L226 10V8H224V7H226ZM232 6V7H233ZM243 6V4L241 5V7ZM246 5H244V7H245ZM247 6H248V4H247ZM1 7H2V5H1ZM29 7V6H28ZM35 7V6H34ZM78 7V6H77ZM231 7V8H232ZM249 7V8H250ZM6 7H4V10H5V12L7 11L6 9H7ZM18 8V7H17ZM20 8V7H19ZM36 8V7H35ZM189 9H191L190 7H188ZM246 8V10H247V7H245ZM248 8V9H249ZM1 9H3V8H1ZM14 9H16V8H14ZM27 9V8H26ZM167 8H163V14L165 13V10H166ZM251 9V8H250ZM17 10V9H16ZM79 10V9H78ZM168 10V9H167ZM167 10H166V13H167ZM232 10V11H233ZM242 10V9H241ZM1 11V10H0ZM18 11H20V10H18ZM259 11V12H258ZM4 12V11H3ZM13 12H14V10H13ZM17 12V11H16ZM239 12L240 11H238V15H236V13H235V15L238 17L239 16ZM242 12V11H241ZM240 12V13H241ZM249 12V11H248ZM254 12H255V10H254ZM253 12V13H254ZM38 13H39V11H38ZM251 13H252V11H251ZM256 13V12H255ZM1 14V13H0ZM16 14H18V13H16ZM37 14V13H36ZM244 14H246V13H244ZM257 14V15H258ZM13 15V14H12ZM19 15V14H18ZM230 15H232V16H230ZM6 16V15H5ZM9 16V15H8ZM7 16V17H8ZM11 16V15H10ZM20 16V15H19ZM36 16H39V15H36ZM254 16V15H253ZM3 17V16H2ZM7 17H5V18H7ZM12 17V16H11ZM10 17V18H11ZM23 17V16H22ZM40 17V16H39ZM218 17V16H217ZM244 17V16H243ZM242 17V18H243ZM255 17V16H254ZM258 17V16H257ZM261 17V16H260ZM16 18V17H15ZM20 18V17H19ZM223 18V19H224ZM239 18V17H238ZM253 18V17H252ZM251 18V19H252ZM256 18V17H255ZM262 18V17H261ZM264 18V17H263ZM3 19V18H2ZM8 19H9V17H8ZM233 19V20H232ZM244 19H246V21H247V18H246V16L244 17ZM259 19V18H258ZM4 20V19H3ZM2 20V21H3ZM7 20V19H6ZM14 20V19H13ZM17 20H18V18H17ZM249 20V19H248ZM260 20V19H259ZM0 21H1V18H0ZM9 21H11V23H13V25H15V24H17V22L19 23L20 22V19L15 23L14 21H16V20H14L13 22H12V20H10L9 19ZM244 21V20H243ZM255 21V20H254ZM261 21V20H260ZM4 22H8V21H5L4 20ZM40 22V21H39ZM248 22V21H247ZM258 22V21H257ZM262 22V21H261ZM232 23V22H231ZM233 23H235V22H233ZM238 23V22H237ZM241 23H243V22H241ZM245 23V22H244ZM256 23V22H255ZM30 24V23H29ZM33 24H34V22H33ZM236 24V23H235ZM251 24V23H250ZM249 24V25H250ZM0 25H2V24H0ZM20 26V27H18V28H16V31H17V29L18 30H21L20 28H21V23L20 24H17L16 26ZM43 25V24H42ZM41 25V26H42ZM247 25V24H246ZM249 25H247V26H249ZM258 25V23L255 25V26H257ZM3 26V25H2ZM9 26H10V23H9ZM8 26V27H9ZM27 26V25H26ZM215 26V25H214ZM242 26H244L243 24H242ZM251 26V25H250ZM249 26V27H250ZM5 27V26H4ZM44 27V26H43ZM234 27H236V26H234ZM246 27V26H245ZM254 27V26H253ZM258 27V26H257ZM262 27V26H261ZM1 28V27H0ZM7 28V27H6ZM10 28V27H9ZM35 28V27H34ZM264 28V27H263ZM45 29V28H44ZM43 29V30H44ZM234 29H236V28H234ZM238 29V28H237ZM255 29V28H254ZM260 29V28H259ZM1 30V29H0ZM38 30V29H37ZM246 30V29H245ZM248 30V29H247ZM256 30V29H255ZM261 30V29H260ZM5 31V30H4ZM15 31V32H16ZM40 31H42V30H40ZM227 31V30H226ZM252 31H254V30H252ZM263 31V30H262ZM19 32V31H18ZM21 32V31H20ZM20 32L18 33V35L20 34ZM32 32V31H31ZM36 32V31H35ZM152 32H153V30H152ZM235 32V31H234ZM251 32V31H250ZM255 32V31H254ZM259 32V31H258ZM10 33H11V31H10ZM41 33V32H40ZM45 33H46V31H45ZM49 33H50V31L48 32V33H46V35H47V37L48 36H50L49 38H51V35H52V41L51 42H54L55 43V41L57 42V44H59V43H61L62 45H64V46H60V47H67L66 48V51H65V49H63V51L64 52H67V54H64V56H62V55H57L58 57H60L61 58V60L63 59V63H65L67 60H68V62H69V64H66L68 67H72L73 69L75 68V70H77L78 72H76V75H78V77L76 78L77 80V86H76V89L77 90H79V92H77L76 90H75V88L73 89V90H75L76 92H77V94H79V95H77V99H78V97H80L79 98V103L80 102H82V105L80 106H78V107H80L79 109L77 108V112H78V117L77 118H81L80 119V123H81V129L82 130H84V127L82 128V126L84 125L85 126V129L87 130V128H86V125H89V127L90 126H92L91 124H92V122H93V125L95 126V124L98 122V121H96V119L97 120H99L97 117H98V111H100V110H98V107L96 106V105H98L99 106V104H101V103H97L96 105H95V103L96 102H98L100 99L99 98H101V94L100 93H98L97 94V92L95 91V92H93V90H91V88L89 87V84L87 85V82H86V80H88V79H90L89 78V76L88 75H90L89 73H90V71H92L93 69H95V68H92V65L90 66V64L89 63H91V62H89V61H91V60H89L90 58H92L90 55H89V53H87V51H84L83 50V45H82V43H79L78 45H76L79 41L72 35V33H75V31H72L71 30V33L70 32H68V31H66V30H62V29H53L52 31H51V35H49ZM238 33V32H237ZM246 33H247V31H246ZM249 33V32H248ZM256 33H257V30H256ZM255 33V34H256ZM16 34V33H15ZM14 34V35H15ZM26 34H28V33H26ZM26 34H25V37H26ZM43 34H44V31H43ZM235 34V33H234ZM253 34L254 33H251V34H249V35H247V36H249V37H251L252 39H253ZM24 35V34H23ZM46 35H45V37H46ZM204 35V34H203ZM238 35V34H237ZM12 36H13V33H12ZM20 36L22 37V34L21 35H19V37L18 38H20ZM53 36H54V39H53ZM256 36V35H255ZM203 37V36H202ZM233 37H235V36H233ZM238 37V36H237ZM239 37V38H240ZM256 37H258V36H256ZM263 36H261V38H262ZM3 38V37H2ZM24 37H22V38H20V39H23ZM27 38H30V36L28 35V37ZM26 38V39H27ZM43 38V37H42ZM49 38L47 39V41H50L49 40ZM74 38H75V40H77V41H75L74 40ZM250 38V39H251ZM260 38V37H259ZM40 38H38V40H39ZM44 39V38H43ZM58 41H57V40ZM233 39V40H232ZM243 40V39H242ZM22 41V40H21ZM40 41V40H39ZM248 41V40H247ZM252 40H249V45H251L250 44V42H251ZM261 41H263V40H261ZM24 42H25V40H24ZM34 42V41H33ZM50 42V43H51ZM77 42V43H76ZM243 42V41H242ZM264 42V41H263ZM30 43H32V41L30 42ZM48 43V42H47ZM239 43V44H238ZM261 43V42H260ZM6 44V43H5ZM4 44V45H5ZM53 44V43H52ZM61 44H59V45H61ZM246 44V43H245ZM245 44L243 43V46H245ZM21 46H22V43L20 44ZM31 45V44H30ZM38 45V44H37ZM1 46V45H0ZM201 46V45H200ZM252 46H254V44L252 43ZM23 47H24V45H23ZM33 47V46H32ZM44 47V46H43ZM46 47V46H45ZM53 47H54V45H53ZM5 48V47H4ZM31 48V47H30ZM39 49V48H38ZM37 49V50H38ZM44 49V48H43ZM56 49V48H55ZM259 49V48H258ZM257 48H256V50H258ZM31 50H33L32 48H31ZM30 50V51H31ZM41 52H38V53H42L43 51L41 50V49H39ZM38 50V51H39ZM45 50H46V48H45ZM51 50V49H50ZM49 50V51H50ZM53 50V49H52ZM67 50H69V51H67ZM200 50V49H199ZM243 50H245L247 53H249V54H247V55H249V61H248V59H247V61L248 62H246V61H243L242 60V58L243 57H246L245 55H242V51ZM35 51V50H34ZM57 51H59V50H57ZM56 51V52H57ZM0 52H2V51H0ZM51 52V51H50ZM46 53H48V52H46ZM58 53V52H57ZM106 53V52H105ZM110 53V52H109ZM203 53H202V55H203ZM255 53H257V54H255ZM29 54H30V52H29ZM32 55H33V52L31 53ZM36 54V53H35ZM96 54V53H95ZM100 54H102V53H100ZM147 54V53H146ZM151 54V53H150ZM1 55H2V53H0V58H1ZM17 55V54H16ZM49 54H40V59L41 60H44V62H46V64H44V66L46 65L47 66V63L50 61V57L48 56ZM55 55H56V53H55ZM105 55H107L106 57H105ZM105 55H103V57L104 58H106V62H107V67H106V70H107V72H109L110 70H112L114 67V65L112 64V62H114V61H112V58L113 59H115L114 57H111L112 56V54H105ZM200 55V54H199ZM263 55H264V53H263ZM13 56V55H12ZM25 56H27L26 54H25ZM34 56V55H33ZM38 56V55H37ZM89 56H90V58H89ZM128 56H129V54H128ZM127 56V57H128ZM144 57H145V55H143ZM147 56V58H149L148 56H149V53H148V55H146ZM175 56V55H174ZM29 57V56H28ZM27 57V58H28ZM63 57H65L67 60L64 62V58ZM118 57V56H117ZM151 57V56H150ZM199 57H201V55L199 56ZM201 57V58H202ZM5 58V57H4ZM11 58V57H10ZM13 58V57H12ZM30 58H31V56H30ZM33 58H35V57H33ZM37 58V57H36ZM39 58V57H38ZM129 58H130V56H129ZM146 58V57H145ZM162 58V57H161ZM262 58H264V56L262 57ZM2 59V58H1ZM6 59V58H5ZM18 59V58H17ZM52 59V58H51ZM118 59V58H117ZM121 59H123L122 57H121ZM121 59H119V60H121ZM141 59H142V57H141ZM151 59V58H150ZM155 59V58H154ZM203 59V58H202ZM28 60V59H27ZM31 60V59H30ZM53 61H54V59H52ZM125 60V59H124ZM130 60V59H129ZM128 60V61H129ZM134 60V59H133ZM139 60V59H138ZM149 60V59H148ZM152 60V59H151ZM159 60H161V59H159ZM10 61V60H9ZM9 61H8V63H9ZM53 61H51V62H53ZM95 61V60H94ZM93 61V62H94ZM98 61V60H97ZM131 61V60H130ZM200 61V60H199ZM201 61H203V60H201ZM200 61V62H201ZM220 61V62H219ZM264 60H262V62H263ZM33 61H30L29 63L31 64ZM37 62V61H36ZM54 62H56V61H54ZM117 62V61H116ZM177 62V61H176ZM239 62H240V64H239ZM241 62H242V64H241ZM4 63V62H3ZM13 63V62H12ZM11 63V64H12ZM35 63V62H34ZM59 62L57 61V64H58ZM60 63H62V61L60 62ZM59 63V64H60ZM142 63V62H141ZM144 63V62H143ZM202 63V62H201ZM214 63H215V65H217V69H220V72L222 71V73H223V71H224V73H225V75H224V73H223V76L225 77L224 78V82H225V84H224V87H225V89H224V96H225V99H226V101L225 102H227V105L226 106H228V109H226V111H224V110H222L223 109V102H221V104L219 103V100L220 99H218V93H219V96H221V95H223V94H220V92H219V89L221 88L220 86H222V85H220L221 83H220V79L221 78H218L219 80H217V76L215 75L216 73H215V68L216 67H214L215 65H214ZM217 63V64H216ZM41 64V63H40ZM51 64V63H50ZM55 64V63H54ZM92 64V63H91ZM103 64V63H102ZM145 64V63H144ZM147 64H148V62H147ZM164 64V63H163ZM176 64H178V63H176ZM238 64L241 66V65H243V67L241 68V70H243V74H242V77L241 76H239L238 74L239 73H237V67H238ZM2 65V64H1ZM22 65V64H21ZM32 65V64H31ZM36 65V64H35ZM51 65H53V64H51ZM63 65H65V64H63ZM62 65V66H63ZM66 65L64 66L65 68H66ZM7 66V65H6ZM11 66V65H10ZM40 66H42V65H40ZM101 66V65H100ZM192 66V65H191ZM23 67V66H22ZM32 67V66H31ZM33 67H35L36 69H37V67L36 66H33ZM94 67V66H93ZM194 67V66H193ZM21 68V67H20ZM40 68V67H39ZM45 68V67H44ZM48 68H50V66L48 67ZM51 68H52V66H51ZM62 68V67H61ZM60 68V69H61ZM91 68H92V70H91ZM128 68V67H127ZM150 68V67H149ZM1 69V68H0ZM7 69H9V68H7ZM19 69V68H18ZM72 69V70H73ZM103 69V68H102ZM101 69V70H102ZM193 69V68H192ZM238 69H239V67H238ZM3 70V69H2ZM13 70H15V68L13 69ZM43 70V69H42ZM52 70V69H51ZM57 71H58V69H56ZM55 70V71H56ZM123 70V69H122ZM241 70H239V71H241ZM259 70V71H258ZM23 71V70H22ZM39 71L41 72V70L39 69ZM56 71V72H57ZM67 71H69V72H71L70 70H67ZM1 72V71H0ZM43 72V71H42ZM49 72V71H48ZM59 72V71H58ZM69 72L67 73V76H68V74H69ZM73 72H75L74 70H73ZM93 72V71H92ZM98 72V71H97ZM96 72V73H97ZM111 72L112 71H110L109 72V74H111ZM132 72V71H131ZM169 72V71H168ZM197 72V71H196ZM219 72V73H220ZM257 72H259V74H262L263 76H262V78H261V76H259L258 75V73ZM10 73V72H9ZM14 73V72H13ZM23 73H25V71L23 72ZM37 73V72H36ZM43 73H45V72H43ZM47 73V72H46ZM50 73V72H49ZM95 73V74H96ZM100 73H101V71H100ZM129 72L127 71V74H128ZM241 73V72H240ZM34 74V73H33ZM39 74V73H38ZM37 74V75H38ZM61 74V73H60ZM72 74L73 73H71V76H72ZM75 74V73H74ZM118 74V73H117ZM117 74H115L114 72H112V76H113V78H115V79H117V77H116V75ZM123 74V73H122ZM124 74H125V72H124ZM130 74V73H129ZM169 74V73H168ZM177 74V73H176ZM221 74V73H220ZM219 74V75H220ZM232 74H234L233 76L235 77V78H232L231 76H232ZM27 75H28V73H27ZM52 75V74H51ZM50 75V76H51ZM166 75V74H165ZM194 75V74H193ZM199 75V74H198ZM11 76H12V74H11ZM14 76V75H13ZM46 76V75H45ZM44 76V77H45ZM49 76V75H48ZM61 76V75H60ZM63 76V75H62ZM74 76V75H73ZM129 76H131V75H129ZM222 76V75H221ZM10 77V76H9ZM47 77V76H46ZM45 77V78H46ZM91 77V76H90ZM92 77H94V75L92 76ZM119 77V76H118ZM8 78V77H7ZM36 78V77H35ZM43 78V77H42ZM65 78H67V77H65ZM127 78V77H126ZM163 78V77H162ZM168 78V77H167ZM195 78V77H194ZM11 79V78H10ZM9 79V80H10ZM16 79V78H15ZM40 79V78H39ZM92 79H94V78H92ZM102 79V78H101ZM110 79V78H109ZM114 79V80H115ZM119 79H121V78H119ZM118 79V80H119ZM1 80V79H0ZM36 80V79H35ZM32 81V79H31V81L32 82H37V81ZM95 80V79H94ZM93 80V81H94ZM112 80V79H111ZM8 81V80H7ZM25 81H29V80H25ZM39 81V80H38ZM45 81H46V79H45ZM70 81H71V78H70ZM126 81V80H125ZM127 81H128V79H127ZM126 81V82H127ZM31 82V83H32ZM41 82V81H40ZM88 82H90V80L88 81ZM96 82V81H95ZM97 82H99L98 80H97ZM113 82V81H112ZM111 82V83H112ZM115 82H116V80H115ZM220 84H219V83ZM7 83V82H6ZM14 83V82H13ZM19 83V82H18ZM64 83V82H63ZM67 83V82H66ZM110 83V82H109ZM117 83V82H116ZM123 83V82H122ZM180 83V82H179ZM197 83V82H196ZM34 84V83H33ZM36 84V83H35ZM35 84L33 85V86H35ZM45 84V83H44ZM74 84V83H73ZM100 84V83H99ZM127 84V83H126ZM125 84V85H126ZM190 84H191V82H190ZM38 85V84H37ZM39 85H41V84H39ZM43 85V84H42ZM46 85V84H45ZM60 85V84H59ZM91 85H93V83L91 84ZM98 85V84H97ZM111 85V84H110ZM114 85V84H113ZM117 85V84H116ZM121 85V84H120ZM133 85V84H132ZM180 85V84H179ZM193 85H195V84H193ZM197 85V84H196ZM6 86V85H5ZM12 86H14V85H12ZM20 86V85H19ZM96 86V85H95ZM104 86V85H103ZM131 86V85H130ZM164 86V85H163ZM178 86V85H177ZM21 87V86H20ZM59 87V86H58ZM60 87H61V85H60ZM97 87V86H96ZM101 87V86H100ZM116 87V86H115ZM119 87V86H118ZM120 87H122V86H120ZM125 87V86H124ZM158 87V86H157ZM162 87V86H161ZM165 87V86H164ZM220 87V88H219ZM22 88V87H21ZM110 88H111V86H110ZM132 88V87H131ZM130 88V89H131ZM180 88H181V85H180ZM190 88H192L191 86H190ZM34 89V88H33ZM39 90L38 89V86H35V90ZM56 89H57V87H56ZM59 89H61V88H58V90ZM72 89V88H71ZM97 89V88H96ZM102 89H104V87L102 88ZM111 89H113V88H111ZM122 89V88H121ZM127 89V88H126ZM133 89V88H132ZM179 89V88H178ZM196 89V88H195ZM0 90H2V89H0ZM5 90V89H4ZM25 90V89H24ZM28 89H26L24 92H26ZM34 90V91H35ZM63 90H65V89H63ZM72 90V91H73ZM115 90V89H114ZM152 90V89H151ZM157 90V89H156ZM181 91H184L183 90V88H181L180 89ZM21 91H23V90H21ZM45 91V90H44ZM49 91H50V89H49ZM57 90H55V92H56ZM61 91V90H60ZM125 91V90H124ZM134 91V90H133ZM158 91V90H157ZM179 92L180 94L181 93H183V92ZM187 91V90H186ZM191 91H192V89H191ZM196 91V90H195ZM6 92V91H5ZM40 92H41V90H40ZM39 91H37L36 92V95H37V97H39L40 95H41V93H40ZM43 92V91H42ZM59 92V91H58ZM66 92V91H65ZM106 92V91H105ZM120 91L118 90V94L119 95H121L120 93H119ZM156 92V91H155ZM27 93V92H26ZM49 93V92H48ZM57 93V92H56ZM74 93V92H73ZM113 94H112V96L113 95H115V96H113V99H115V100H119L120 99V97L122 96H120L119 97V95L117 94L116 95V93L114 94V91L112 92ZM129 93V92H128ZM128 93H126L127 94V96L128 97H131V96H129L128 95ZM159 93V92H158ZM178 93V92H177ZM176 93V94H177ZM184 93H185V91H184ZM183 93V94H184ZM192 93V92H191ZM197 93V92H196ZM195 92H193L192 94L194 95V94H196ZM1 94H2V92H1ZM0 94V95H1ZM45 94H46V91H45ZM53 94V93H52ZM104 94V93H103ZM133 94V93H132ZM151 94H153L152 93V91H151ZM183 94H181V96L183 97ZM188 94V92H186V95ZM190 94V93H189ZM188 94V95H189ZM30 95V94H29ZM36 95H34V96H36ZM63 95V94H62ZM74 95V94H73ZM131 95V94H130ZM134 95V94H133ZM191 95V94H190ZM2 96V95H1ZM0 96V97H1ZM12 96H14V95H12ZM110 96V95H109ZM177 96H180L179 94L177 95ZM177 96H175V100L178 98ZM181 96H180V98H181ZM192 96V95H191ZM2 97H4L5 98V96L3 95ZM105 96L103 95V97L101 98L102 99V103L105 101V99H106V101L104 102V103H106L107 105L106 106H110L111 107V105H108V102H107V98H105V99H103ZM107 97V96H106ZM135 97V96H134ZM140 97V96H139ZM150 97V96H149ZM177 97V98H176ZM186 97V96H185ZM196 97V96H195ZM222 97V96H221ZM10 98V97H9ZM13 98V97H12ZM15 98V97H14ZM46 98V97H45ZM51 98V97H50ZM61 98V97H60ZM74 98H75V96H74ZM123 98V97H122ZM179 98V99H180ZM198 98V97H197ZM199 98H201V96L199 97ZM198 98V99H199ZM40 99V98H39ZM38 99V100H39ZM63 99V98H62ZM73 99V98H72ZM151 99V98H150ZM153 99H154V95H153ZM152 99V100H153ZM156 99V98H155ZM176 100V101H181V100ZM186 99V100H185ZM184 100H185V102H183L182 104H184V105H182V106H184V108H186V111L185 112H187V110H189V106L191 105V103L192 102H194V101H191V102H189L190 101V99H194L193 98V96H192V98H190L189 99V96H187L186 98H185ZM197 99V100H198ZM3 100V99H2ZM8 100V99H7ZM40 100H43V98L42 99H40ZM49 99H47L46 100V102L45 103H47V101H48ZM68 100V99H67ZM123 100V99H122ZM129 100V99H128ZM160 100V99H159ZM158 100V101H159ZM196 100V101H197ZM223 100V99H222ZM14 101V100H13ZM37 101V100H36ZM55 101V100H54ZM59 101V100H58ZM101 101V100H100ZM120 101V100H119ZM124 101H126V100H124ZM140 101V100H139ZM138 101V102H139ZM199 101V100H198ZM224 101V100H223ZM39 102V101H38ZM112 102V101H111ZM154 102V101H153ZM152 102V103H153ZM202 102V103H201ZM49 103V102H48ZM55 103V102H54ZM101 104L102 106L103 105H105V104ZM121 103V102H120ZM126 103H127V101H126ZM128 103H130V102H128ZM142 103V102H141ZM145 103V102H144ZM176 103V102H175ZM41 105H42V102L40 103ZM50 104V103H49ZM64 104V103H63ZM109 104H110V102H109ZM132 104V103H131ZM161 104V103H160ZM163 104V103H162ZM193 104V103H192ZM195 104H197V103H195ZM194 104V106H196ZM225 104V103H224ZM233 104H235V107H239L240 108V110H239V116H236L235 115V111H234V107L232 106ZM17 105V104H16ZM38 105H39V103H38ZM56 105V104H55ZM221 105V106H220ZM10 106V105H9ZM32 106H34V104L32 105ZM46 107L48 106V105H45ZM70 107H71V105H69ZM138 106H141V105H138ZM159 106V105H158ZM176 106H177V104H176ZM181 106V107H182ZM223 106V107H222ZM2 107V106H1ZM0 107V108H1ZM8 107V106H7ZM11 107V106H10ZM105 107V106H104ZM220 107H222V108H220ZM25 108H26V106H25ZM28 108V107H27ZM37 108V107H36ZM66 108V107H65ZM96 108H97V110H96ZM101 108V106L99 107V109ZM137 108V107H136ZM140 108V107H139ZM166 108V107H165ZM183 108V107H182ZM183 108V110H185ZM4 109V108H3ZM3 109H1V110H3ZM31 109V108H30ZM35 109V108H34ZM38 109H39V107H38ZM52 109V108H51ZM57 109V108H56ZM55 109V110H56ZM73 109V108H72ZM103 109V108H102ZM106 109H107V107H106ZM105 109V110H106ZM134 109V108H133ZM8 110V109H7ZM44 110H45V108H44ZM50 110V109H49ZM53 110V109H52ZM63 110V109H62ZM76 110V109H75ZM164 110V109H163ZM162 110V108H161V111L159 110V112H162L163 111ZM223 112H222V111ZM238 110V109H237ZM66 111V110H65ZM95 111V112H94ZM110 111H111V109H110ZM139 111H140V109H139ZM138 111V112H139ZM177 111V110H176ZM191 111V110H190ZM187 112L186 113V120H188V121H190V119H191V112ZM58 112V111H57ZM104 112V111H103ZM102 112V113H103ZM142 112V111H141ZM158 112V113H159ZM166 112H168V111H166ZM196 112V111H195ZM12 113H13V111H12ZM11 113V114H12ZM16 113V112H15ZM28 113V112H27ZM33 113H34V111H33ZM45 113V112H44ZM46 113H47V111H46ZM45 113V114H46ZM60 112H58V114H59ZM95 113V115H93ZM98 113V114H97ZM109 113V112H108ZM140 113V112H139ZM139 113H138V115H139ZM143 113V112H142ZM163 113V112H162ZM177 113V112H176ZM197 113H198V110H197ZM3 114V113H2ZM22 114V113H21ZM20 114V115H21ZM50 114V113H49ZM57 114V115H58ZM61 114V113H60ZM96 114H97V116H96ZM141 114V113H140ZM164 114H165V112H164ZM164 114H160L159 113V117L160 118H162L161 116H163V118L165 117L164 116ZM185 114V113H184ZM51 115V114H50ZM137 115V116H138ZM15 116V115H14ZM18 116V115H17ZM22 116V115H21ZM30 116H31V114H30ZM37 116V115H36ZM41 116V115H40ZM43 116V115H42ZM44 116H46V115H44ZM48 116V115H47ZM53 115H51L50 116V118H52V119H50V120H48V121H51V123H54V121H53V117H52ZM87 116V118H85ZM93 116H96V117H94V118H96L95 120H93V118L91 119V117ZM173 116V115H172ZM183 116V115H182ZM16 117V116H15ZM107 117V116H106ZM171 117V116H170ZM174 117V116H173ZM195 117V116H194ZM197 117V116H196ZM195 117V118H196ZM225 117V119L226 118H228L229 119V123H231L232 125H230V126H233V130L231 131V132H229L228 130H229V128H228V130H226L225 128H227V127H225L224 128V126H221V124L222 123H220L221 122V120H222V118H224ZM30 118V117H29ZM59 118H60V116H59ZM67 118V117H66ZM99 118H100V116H99ZM141 118V117H140ZM172 118V117H171ZM176 118V117H175ZM174 118V119H175ZM26 119V118H25ZM63 119V118H62ZM102 119V118H101ZM158 119V118H157ZM178 119V118H177ZM181 119H185V117H183V118H181ZM194 118H193V114H192V120H193ZM9 120H11V118L9 119ZM40 120H41V118H40ZM59 120V119H58ZM74 120V119H73ZM79 120V119H78ZM161 120V119H160ZM191 120V121H192ZM195 120V119H194ZM193 120V121H194ZM4 121V120H3ZM7 121V120H6ZM5 121V122H6ZM21 121V120H20ZM33 121H34V119H33ZM47 121V122H48ZM57 121V120H56ZM83 121V122H82ZM173 121V120H172ZM225 121V120H224ZM10 122V121H9ZM12 122V121H11ZM16 123H17V121H15ZM22 122V121H21ZM31 122V121H30ZM36 122H38V121H36ZM35 122V123H36ZM59 122H60V120H59ZM58 122V123H59ZM64 122V121H63ZM68 122V121H67ZM79 122V121H78ZM95 122V123H94ZM12 123H14V122H12ZM45 123V122H44ZM57 123V122H56ZM56 123H54L55 125H56ZM65 123H66V121H65ZM195 123V122H194ZM228 123V124H229ZM234 123H236V127H235V125H234ZM10 124V123H9ZM23 124V123H22ZM53 124V125H54ZM67 124V123H66ZM78 124V123H77ZM83 124V125H82ZM197 124V123H196ZM19 125V124H18ZM29 125V124H28ZM35 125H37V124H35ZM51 126V125H49L50 126V128H51V131H53V132H51V133H54L55 132V130H56V128H54V126ZM61 125V124H60ZM70 125H71V123H70ZM199 125V126H200ZM222 125H224V124H222ZM226 125H227V123H226ZM11 126V128H12V125H10ZM63 126H65V125H63ZM69 126V125H68ZM21 127H22V125H21ZM21 127H20V130H22L21 129ZM26 127V126H25ZM31 127V126H30ZM55 127H57V129L59 130V126H58V124H57V126H55ZM62 127V126H61ZM60 127V128H61ZM33 128V127H32ZM46 128V127H45ZM55 129V130H52V129ZM69 128V127H68ZM70 128H72V127H70ZM79 128V129H80ZM194 128V127H193ZM196 128H199V127H197L196 126ZM8 129V128H7ZM26 129V128H25ZM31 129V128H30ZM43 129V128H42ZM49 129V128H48ZM74 129V128H73ZM79 129H78V131H79ZM80 129V130H81ZM231 129V128H230ZM10 130V129H9ZM12 130H14V129H12ZM11 130V131H12ZM29 130V129H28ZM50 130V129H49ZM76 130V129H75ZM17 131V130H16ZM26 131V130H25ZM24 131V132H25ZM32 131V130H31ZM85 131V130H84ZM84 131H82V132H84ZM193 131H194V129H193ZM196 131V130H195ZM8 132V131H7ZM22 132V131H21ZM73 132V131H72ZM81 132V131H80ZM79 132V133H80ZM80 133V134H83V133ZM198 132L200 133V130H198ZM2 133V132H1ZM13 133V132H12ZM30 133H32V132H30ZM47 133H49V132H47ZM58 133H59V131H58ZM184 133V132H183ZM9 134H11V133H9ZM15 134V133H14ZM17 134V133H16ZM19 134V133H18ZM21 134V133H20ZM28 134V133H27ZM34 134V133H33ZM62 134H63V132H62ZM73 134V133H72ZM78 134V133H77ZM149 134V133H148ZM55 135V134H54ZM76 135V134H75ZM84 135H85V133H84ZM150 135V134H149ZM154 135V134H153ZM184 135H186V134H184ZM3 136V135H2ZM7 136V135H6ZM47 136H49V135H47ZM57 136H59V135H57ZM81 136V135H80ZM87 136H88V134H87ZM87 136H85V137H87ZM28 137H29V135H28ZM31 138H30V141H29V144L30 145H32V147L33 148H35L36 149V146L38 147V145H39V147H40V145L43 143H37L36 141V139H33L32 138V134H31V136H30ZM75 137V136H74ZM82 137V136H81ZM148 137H150V136H147V138ZM19 138V137H18ZM22 138L24 139L25 137H21V140H22ZM52 138V137H51ZM152 137H150L149 139H151ZM194 138V137H193ZM16 139V138H15ZM20 139V138H19ZM26 139V138H25ZM24 139V140H25ZM88 139V138H87ZM148 139V140H149ZM155 139V138H154ZM3 140V139H2ZM5 140V139H4ZM24 140H22V142L24 141ZM36 140V141H35ZM38 140H39V138H38ZM61 140H63V139H61ZM88 140H90V139H88ZM98 140H100V138L98 139ZM97 140V141H98ZM102 140V139H101ZM153 140V139H152ZM12 141V140H11ZM14 141H16V140H14ZM48 141V140H47ZM47 141H45L44 143H46ZM92 141H94V140H92ZM155 141V140H154ZM153 141V142H154ZM160 141V140H159ZM158 141V142H159ZM163 141H165V140H163ZM19 142V141H18ZM39 142H40V140H39ZM54 142V141H53ZM53 142H51V143H53ZM96 142V141H95ZM100 142H104V140L103 141H100ZM166 142V141H165ZM6 143H8V142H6ZM17 143V142H16ZM20 143H21V141H20ZM24 143V142H23ZM25 143H26V141H25ZM63 143V142H62ZM84 143H85V141H84ZM87 143V142H86ZM89 143V142H88ZM87 143V144H88ZM99 142H97V144H98ZM27 144L28 143H26V146H27ZM38 144V145H37ZM47 144V147H51V146H49L48 145V142L46 143ZM95 144V143H94ZM104 144V143H103ZM110 143H108V145H109ZM155 144L156 145H158L157 144V141L155 142ZM154 144V145H155ZM161 144H163L164 146H165V144H164V142H162ZM167 144V143H166ZM4 145V144H3ZM9 145V144H8ZM14 145V144H13ZM24 144H22V146H23ZM85 145V144H84ZM100 145V144H99ZM154 145H152L153 146V148H155L154 147ZM229 145H234V148H235V152H232L231 150H229ZM29 146V145H28ZM45 145H43V149H45V147H44ZM55 146H57V145H55ZM102 146V145H101ZM231 146V147H232ZM5 147V146H4ZM11 147V146H10ZM21 147V146H20ZM38 147V148H39ZM54 147V146H53ZM52 147V148H53ZM60 147V146H59ZM58 147V148H59ZM73 147V146H72ZM72 147H69V148H72ZM84 147V146H83ZM157 147V146H156ZM159 147V146H158ZM161 147V146H160ZM166 147V146H165ZM184 147V148H185ZM1 148V147H0ZM13 148V147H12ZM24 148V147H23ZM27 148V147H26ZM37 148V149H38ZM55 148V147H54ZM66 148V147H65ZM109 148V147H108ZM5 149V148H4ZM6 149H7V147H6ZM16 149V148H15ZM21 149V148H20ZM100 150H101V148H99ZM103 149H104V147H103ZM157 149H159V148H157ZM161 149V148H160ZM194 149V151L192 152V150ZM10 150V149H9ZM13 150V149H12ZM33 151H34V149H32ZM40 150V149H39ZM38 150V151H39ZM46 151H50V149H45ZM71 150V149H70ZM83 150H84V148H83ZM99 150V151H100ZM156 150V149H155ZM22 151V150H21ZM27 151V150H26ZM41 151H42V149H41ZM52 151V150H51ZM69 151V150H68ZM74 151V150H73ZM109 151V150H108ZM108 151H106V152H108ZM162 151V150H161ZM14 152V151H13ZM18 152H20V151H18ZM35 152V151H34ZM40 153V152H39ZM44 153H46V152H44V150H43V154ZM56 153V152H55ZM100 152H98V154H99ZM110 152H108V154H109ZM192 153H193V156L191 157V155H192ZM3 154V153H2ZM54 154V153H53ZM97 154V155H98ZM101 154V153H100ZM235 154V155H234ZM24 155V154H23ZM40 155V154H39ZM46 155V154H45ZM47 155H49V154H47ZM46 155V156H47ZM56 155V154H55ZM115 155V154H114ZM7 155H5L4 157H6ZM16 156V155H15ZM15 156L14 157H12V155H8L7 157L9 158V157H12V161H15V159H16V164H18V162H20L19 160H17V159H19V158H15ZM46 156H44V157H46ZM57 156V155H56ZM109 156V155H108ZM111 156H113V155H111ZM118 156V155H117ZM122 156H126V155H122ZM21 157V159L22 158H24V157H22V156H20ZM40 157H42V156H40ZM130 157H132V156H130ZM7 158V159H8ZM126 158V157H125ZM133 158V157H132ZM130 159V161L128 162L129 164L128 165H130L131 166V168H132V166H134V168H135V166L137 165L138 166V164H139V161L140 160H138V159ZM20 159V160H21ZM25 159V158H24ZM31 159V158H30ZM46 160L47 159H49L48 158V156H47V158H45ZM60 159V158H59ZM98 159H100V158H98ZM127 159H128V155H127ZM128 159V160H129ZM9 160V159H8ZM33 160V159H32ZM31 160V161H32ZM52 160V159H51ZM63 160V159H62ZM117 160H119L118 158H117ZM117 160H116V162H117ZM127 160V161H128ZM181 160V159H180ZM3 161V160H2ZM12 161H10V162H12ZM35 161V160H34ZM64 161V160H63ZM97 161V160H96ZM143 161H144V159H143ZM9 162V163H10ZM48 162H50L49 160H48ZM66 162V161H65ZM110 162H111V160H110ZM121 162V161H120ZM148 162V161H147ZM8 163V164H9ZM27 163H29V162H27ZM27 163H24L25 164V166H27ZM34 163V164H33ZM36 163V161L35 162H32V163H30V170L31 171H36L37 169H41L42 168V166L38 163V165L37 164H35ZM40 163H42V162H40ZM51 163V162H50ZM52 163H53V161H52ZM55 163V162H54ZM58 163H59V161H58ZM123 163V162H122ZM125 163V162H124ZM123 163V164H124ZM146 163V162H145ZM13 164H14V162H13ZM16 164H14L15 166H16ZM21 164V163H20ZM23 164V165H24ZM60 164V163H59ZM141 164H143V163H141ZM181 164V163H180ZM2 165V164H1ZM6 165V164H5ZM12 165V164H11ZM89 165V164H88ZM87 165V166H88ZM92 165V164H91ZM97 165V164H96ZM120 165V164H119ZM118 165V166H119ZM126 165H127V162H126ZM172 165V164H171ZM3 166V165H2ZM1 166V167H2ZM29 166V165H28ZM49 165H47V167H48ZM57 166V165H56ZM60 166V165H59ZM66 167H67V165H65ZM64 166V167H65ZM92 166H94V165H92ZM114 166V165H113ZM129 166V167H130ZM142 166V165H141ZM174 166V165H173ZM0 167V168H1ZM8 167V166H7ZM14 167V166H13ZM37 167V169H35ZM45 167V166H44ZM55 167V166H54ZM91 167V166H90ZM98 167V166H97ZM115 167H117V166H115ZM122 167V166H121ZM121 167H120V169H121ZM182 167V166H181ZM2 168H4V166L2 167ZM22 168V167H21ZM28 168V167H27ZM57 168V167H56ZM73 168V167H72ZM78 168V167H77ZM84 168V167H83ZM143 168V167H142ZM16 169V168H15ZM17 169H18V167H17ZM25 169V168H24ZM45 169V168H44ZM43 169V170H44ZM47 169H50V168H47ZM65 169V168H64ZM76 169V168H75ZM98 169V168H97ZM129 169V168H128ZM177 169V168H176ZM29 170V169H28ZM42 169H41V171H43ZM50 170H52V168L50 169ZM73 170V169H72ZM85 170H86V168H85ZM124 170V169H123ZM136 169H134L133 171H135ZM139 170V169H138ZM142 170V169H141ZM174 170H175V167H174ZM19 171V170H18ZM17 171V172H18ZM21 171H23V169H21ZM24 171H26V170H24ZM21 172L22 174L23 173H25V172ZM37 171H39V173H40V170H37ZM36 171V172H37ZM53 171V170H52ZM68 171V170H67ZM69 171H70V169H69ZM120 171H122V170H120ZM133 171H132V173H133ZM176 171V170H175ZM63 172V171H62ZM98 172V171H97ZM109 172V171H108ZM117 172H118V170H117ZM128 172V171H127ZM137 172V171H136ZM146 172H148L147 170H146ZM149 172H151V171H149ZM3 173H5V172H3ZM32 173V172H31ZM44 173V175L46 174L45 173V171L44 172H41V174H43ZM52 173V172H51ZM51 173H50V175H51ZM60 173V172H59ZM72 173V172H71ZM100 173V172H99ZM119 173V175H120V172H118ZM129 173H130V171H129ZM138 173V172H137ZM141 173H143L142 171H141ZM6 174H8V173H6ZM15 174V173H14ZM26 174H27V172H26ZM30 174V173H29ZM37 174V173H36ZM79 174V173H78ZM82 174H84L83 172H82ZM81 174V175H82ZM86 174V173H85ZM85 174H84V176H85ZM106 174V173H105ZM112 174V173H111ZM131 174V173H130ZM181 174V173H180ZM37 175H39V174H37ZM68 175H70V173L68 174ZM71 175H73V174H71ZM81 175L79 176V177H81ZM96 175H99V174H96ZM95 175V176H96ZM123 175H124V172H123ZM122 175V176H123ZM132 175V174H131ZM136 175V174H135ZM138 175V174H137ZM141 175V174H140ZM146 175V174H145ZM2 176V175H1ZM0 176V177H1ZM14 176V175H13ZM18 176H19V174H18ZM40 176H42V175H40ZM53 175H51V177H52ZM67 176V175H66ZM84 176H83V178H84ZM89 176H90V174H89ZM101 176H102V174H101ZM109 176V175H108ZM133 176V175H132ZM144 176V175H143ZM148 176H150V174L148 175ZM34 177V176H33ZM60 177V176H59ZM70 177V176H69ZM72 177V176H71ZM74 177V176H73ZM88 177V176H87ZM92 177V176H91ZM114 177V176H113ZM125 176H123V178H122V180L121 181H118V182H120V186L122 187V189L126 192V193H129L130 192V189L133 187H130V189L127 187V185H129V184H127V179L126 178H124ZM131 177V176H130ZM139 177V176H138ZM153 177V176H152ZM175 177V176H174ZM18 179H19V177H17ZM24 178V175H23V177H22V179ZM25 178H26V176H25ZM24 178V179H25ZM36 178H37V176H36ZM48 178H49V176H48ZM47 178V179H48ZM64 178V177H63ZM97 178V177H96ZM108 178V177H107ZM135 178L136 177H134V180H135ZM151 178V177H150ZM149 178V179H150ZM179 178V177H178ZM43 179V178H42ZM58 179V178H57ZM56 179V180H57ZM65 179V178H64ZM77 179V178H76ZM90 179L91 178H89L88 177V179H86V180H89L90 181ZM133 179V178H132ZM139 179V181H141V179L140 178H138ZM147 179V178H146ZM153 178H151V180H152ZM173 179V178H172ZM41 180V178L39 179V181ZM44 180V179H43ZM52 180H54V179H52ZM51 180V181H52ZM56 180L54 181L55 183H56ZM60 180V179H59ZM72 180H74V179H72ZM79 180V179H78ZM100 180V179H99ZM118 180V179H117ZM143 180V179H142ZM13 181V180H12ZM38 181V182H39ZM50 181V182H51ZM61 181H62V179H61ZM80 181V180H79ZM97 181V180H96ZM103 181V180H102ZM107 181V180H106ZM105 181V182H106ZM115 181V180H114ZM152 181H154V179L152 180ZM162 181V180H161ZM26 182V181H25ZM34 182V181H33ZM46 182V181H45ZM49 182V180H48V183H50ZM65 182H67V181H65ZM73 182V181H72ZM83 182V181H82ZM81 182V183H82ZM85 182H88V181H85ZM85 182H83L84 183V185H86L87 183H85ZM100 183V188H102V192L103 191H107V190H103V187H102V185H103V183L104 182H102L101 183V181H99ZM113 182V181H112ZM115 182H117V181H115ZM142 182V181H141ZM151 182V181H150ZM166 182V181H165ZM178 182H180V180L179 181H177V183H175V184H178ZM11 183V182H10ZM14 183V182H13ZM12 183V184H13ZM17 183V182H16ZM21 183H22V181H21ZM31 183H32V180H31ZM47 183V182H46ZM45 183V184H46ZM69 183V182H68ZM75 184H76V182H74ZM89 183L90 182H88V185H89ZM131 183V182H130ZM154 183V182H153ZM153 183H152V185H153ZM181 183V184H182ZM193 183V185H194V183L195 182H192ZM214 183V184H213ZM239 183V184H240ZM5 184H6V182H5ZM37 184H39V183H37L36 182V180H35V184L34 185H37ZM42 185H43V183H41ZM41 184L40 185H38V186H40V187H42L41 186ZM44 184V185H45ZM61 184V183H60ZM64 184V183H63ZM71 184V183H70ZM75 184L73 185V186H75ZM78 184V183H77ZM91 184V183H90ZM102 184V185H101ZM105 184V183H104ZM115 184H117V183H115ZM132 184V183H131ZM145 184V183H144ZM151 184V183H150ZM198 184V183H197ZM213 184V185H212ZM10 185V184H9ZM106 185V184H105ZM105 185H103V186H105ZM143 185V184H142ZM170 185V184H169ZM183 185V184H182ZM182 185H180V184H178V186L180 187V186H182ZM231 185V184H230ZM246 185V184H245ZM247 185H248V183H247ZM6 186V185H5ZM14 186H15V184H14ZM21 186V185H20ZM19 186V187H20ZM32 186V185H31ZM38 186H32V188H37ZM47 186V185H46ZM65 186H67V185H65ZM78 186V185H77ZM93 186H94V183H93ZM97 186V187H96ZM99 185H95V187H96V189L97 188H99L98 187ZM114 186V185H113ZM112 186V187H113ZM147 186H149V184L147 185ZM151 186V185H150ZM172 186V185H171ZM249 186V185H248ZM1 187H3V186H1ZM0 187V188H1ZM30 187V186H29ZM28 187V190L26 191L25 190V192L29 195H27L28 196V198L30 197V198H33L34 197V191H33V189L32 188H29ZM68 187H70V186H68ZM68 187H66V188H68ZM86 187H88V186H86ZM106 188H107V185L105 186ZM105 187H104V189H105ZM111 187V186H110ZM119 187V186H118ZM117 187V188H118ZM229 187H231V186H229ZM233 187V186H232ZM235 187H236V185H235ZM234 187V188H235ZM43 188H45V187H43ZM49 188V187H48ZM63 188V187H62ZM74 188H76V187H74ZM80 188V187H79ZM78 188V189H79ZM83 188V187H82ZM94 188V187H93ZM99 188V189H100ZM108 188H109V186H108ZM134 189H135V187H133ZM183 186L181 187V189H179V190H181V192L183 191ZM239 188V187H238ZM240 188L242 189L243 187L242 186H240ZM239 188V190H241ZM5 189H6V187H5ZM4 189V190H5ZM24 189L25 188H22L21 190V192H23L24 191ZM26 189H27V186H26ZM38 189H39V187H38ZM46 189L47 188H45V191H46ZM51 188H49V190H50ZM70 189V188H69ZM68 189V191H70ZM73 189V188H72ZM95 189V190H96ZM114 191H115V189H116V187L114 186ZM133 189V190H134ZM153 189V188H152ZM158 189V188H157ZM236 189L237 188H235V191H236ZM244 189V188H243ZM249 189V190H250ZM2 190V189H1ZM11 190V189H10ZM43 190V189H42ZM52 190V189H51ZM84 190V189H83ZM132 190V193H130V195H129V198H130V196L131 195H133L134 193L133 192H137L138 190H135V191H133ZM151 190V189H150ZM150 190H148V189H144V191L143 192H145V191H150ZM170 190H172V189H170ZM37 191V190H36ZM35 191V192H36ZM44 191V190H43ZM119 191V190H118ZM117 191V192H118ZM152 191V190H151ZM175 191V190H174ZM196 191V190H195ZM241 191H245L246 193H249V195L251 194L249 191H248V188H246V189H244V190H241ZM13 192V191H12ZM20 192V193H21ZM24 192V193H25ZM41 192V191H40ZM39 192V193H40ZM86 192V191H85ZM110 192H111V194H112V191H110V189H109V191H107V192H105V194L107 193H109L110 194ZM116 192V191H115ZM116 192V193H117ZM184 192V191H183ZM228 192H229V189H228ZM238 192V191H237ZM236 192V193H237ZM80 193H82V192H80ZM87 193H89V192H87ZM93 193V192H92ZM126 193H124L125 195H126ZM139 193H142V192H140L139 191ZM139 193H138V195L137 196H139ZM146 193V192H145ZM150 193V192H149ZM152 193H153V191H152ZM196 193V195H197V191L195 192ZM195 193H194V197H196V195H195ZM211 193V194H210ZM238 193H242V192H238ZM237 193V194H238ZM22 194V193H21ZM72 194V193H71ZM75 194V193H74ZM86 194V193H85ZM124 194L122 195V196H124ZM144 193H142V195H143ZM170 194V193H169ZM169 194H168V196H169ZM180 194V193H179ZM182 194V193H181ZM231 194H233L232 192L230 193V195ZM234 194H235V192H234ZM245 194V193H244ZM244 194H242V195H244ZM8 195V194H7ZM26 195V194H25ZM32 195H33V197H32ZM78 195V194H77ZM77 195H75L76 197H77ZM95 195V194H94ZM98 196H99V194H97ZM128 195H126L127 197H128ZM141 195V194H140ZM145 195V194H144ZM144 195H143V197H144ZM148 195V194H147ZM177 195H178V193H177ZM183 195V194H182ZM181 195V196H182ZM200 195H199V198H200ZM228 195V194H227ZM239 195V194H238ZM10 196V195H9ZM15 196V195H14ZM23 196V195H22ZM37 196V195H36ZM83 196V195H82ZM87 196V195H86ZM98 196H96L97 198H98ZM103 196H105V195H103ZM108 196V195H107ZM106 196V197H107ZM125 196V197H126ZM133 196H135V194L133 195ZM154 196H156V195H154ZM219 196V195H218ZM234 196H236V195H234ZM252 196L250 195V198L249 197H247L246 198V200L248 199H250L251 200V202H253L254 201V199H252ZM1 197V196H0ZM44 197V196H43ZM73 197V196H72ZM78 197H79V195H78ZM92 197H94L93 196V194H92ZM109 197H114V195H109ZM116 197H117V195H116ZM141 196H139V198H140ZM178 197H180V196H178ZM214 196H212L211 198H213ZM239 197V196H238ZM242 197V196H241ZM241 197H240V199H241ZM244 197H246V196H244ZM244 197H242V199H243V201H244ZM35 198H37V197H35ZM74 198V197H73ZM97 198H96V201H97ZM219 198V197H218ZM224 198H225V195H224ZM227 198V197H226ZM236 198V197H235ZM2 199H3V197H2ZM39 199V198H38ZM37 199V200H38ZM49 199V198H48ZM47 199V200H48ZM75 200L77 199V198H74ZM79 199V198H78ZM102 199H105V198H102ZM119 199V198H118ZM133 199V198H132ZM152 199V198H151ZM156 199V198H155ZM210 199V198H209ZM214 199V198H213ZM215 199H217V196H216V198ZM220 200H221V198H219ZM228 199V198H227ZM230 199H231V197H230ZM238 199V198H237ZM99 200V199H98ZM100 200H101V198H100ZM120 200V199H119ZM121 200H123L124 201V198L123 199H121ZM129 200V199H128ZM127 200V201H128ZM134 200H135V197H134ZM134 200H132L133 202H135ZM141 200H142V198H141ZM141 200H139V201H141ZM154 200V199H153ZM198 200V199H197ZM200 200V199H199ZM206 200V201H205ZM212 200V199H211ZM239 200V199H238ZM247 200V201H248ZM250 200L248 201V202H250ZM6 201V200H5ZM28 201V200H27ZM30 201H32L31 199H30ZM43 201V200H42ZM54 201V200H53ZM52 201V202H53ZM72 201V200H71ZM74 201V200H73ZM110 202H111V200H109ZM123 201H120V202H123ZM130 201H131V198H130ZM139 201H138V204H139ZM143 201V200H142ZM172 201V200H171ZM227 201H229V200H226V203H228ZM242 201V200H241ZM247 201H245V204H246V202ZM34 202V201H33ZM35 202H37V201H35ZM39 202V201H38ZM87 202V201H86ZM105 202H107V201H105ZM137 202V201H136ZM144 202V201H143ZM142 202V203H143ZM146 202V201H145ZM150 202V201H149ZM198 202H200V201H198ZM219 202V201H218ZM240 202V201H239ZM7 203V202H6ZM58 203V202H57ZM75 203V202H74ZM88 203V202H87ZM103 203V202H102ZM124 203V202H123ZM122 203V204H123ZM155 203V202H154ZM153 203V204H154ZM173 203V202H172ZM195 203V202H194ZM256 203V202H255ZM37 204V203H36ZM61 204V203H60ZM76 204V203H75ZM75 204H73V205H75ZM109 204V203H108ZM110 204H112V203H110ZM115 204V203H114ZM117 204V203H116ZM158 204V203H157ZM170 204V203H169ZM175 204H177V202L175 203ZM175 204H174V206H175ZM182 204V203H181ZM196 204V203H195ZM224 204H225V201H224ZM231 204V203H230ZM237 204V203H236ZM239 204V203H238ZM242 204H244V203H242ZM245 204H244V209H245V212L248 210V209H251L252 211L251 212H254L255 211V209L257 208H255V206L256 205H254V208L252 209L251 208V205L252 204H254V203H251V205H247L246 204V208H247V206H248V208H247V210H246V208H245ZM30 205V204H29ZM79 205V204H78ZM85 205V204H84ZM87 205V204H86ZM89 205V204H88ZM92 205V204H91ZM90 205V206H91ZM98 205H100V203L98 204ZM113 205V204H112ZM124 205V204H123ZM126 205V204H125ZM124 205V206H125ZM133 206L134 205H136V204H132ZM141 205V204H140ZM152 205V204H151ZM188 205H186V207L188 206ZM194 205V204H193ZM218 205H219V203H218ZM239 205H240V207H239ZM239 205H235V207H233V209H232V214H231V216H232V225L230 226V227H232V226H234V227H239V228H241L242 227V225H241V223H242V218H244V219H246L245 218V216L243 215V213H244V211H243V207L241 208V204H239ZM260 205V204H259ZM258 205V206H259ZM62 206V205H61ZM119 206V205H118ZM122 206V205H121ZM138 205H136V207H137ZM143 206V205H142ZM145 206V205H144ZM148 206V205H147ZM154 206V205H153ZM153 206H151V208L153 207ZM173 206V208L172 209H174L175 210V207ZM188 206V207H189ZM230 206V205H229ZM249 206H250V208H249ZM15 207V206H14ZM24 207V206H23ZM85 207V206H84ZM87 207H89V206H87ZM114 207H116V205L114 206ZM138 207H140V206H138ZM155 207V206H154ZM153 207V208H154ZM185 206L183 205V208H184ZM191 207H193L192 205H191ZM195 207H196V205H195ZM195 207H194V209H195ZM253 207V206H252ZM260 207H261V205H260ZM264 207V206H263ZM5 208V207H4ZM3 208V209H4ZM20 208V207H19ZM18 208V209H19ZM38 208L40 209V206H38ZM96 208H98V206L96 207ZM103 208H106V207H103ZM107 208H109V205H108V207ZM122 208V207H121ZM127 208V207H126ZM134 208V207H133ZM145 209H146V207H144ZM143 208V209H144ZM159 208H160V206H159ZM158 208V209H159ZM162 208V207H161ZM160 208V210H162ZM182 208V209H183ZM17 209V208H16ZM66 209H67V207H66ZM92 209V208H91ZM111 209H113V208H111ZM139 209V208H138ZM142 209V210H143ZM157 209V210H158ZM171 209V208H170ZM180 209V208H179ZM184 209H187V208H184ZM193 209V208H192ZM228 209H229V207H228ZM61 210H63V209H61ZM60 210V211H61ZM68 210V209H67ZM86 210V209H85ZM99 210V209H98ZM110 210V209H109ZM116 210V209H115ZM128 210V209H127ZM132 210V212L134 211V209H131ZM137 210V209H136ZM154 210V209H153ZM188 210V209H187ZM187 210H184V211H187ZM196 212H198V210H200L199 212L201 213V209H197L196 208ZM229 210H231V209H229ZM254 210V211H253ZM260 209H256V211H257V213H259V212H261V211H259ZM66 211V210H65ZM80 211V210H79ZM96 211V210H95ZM103 211V210H102ZM107 210L105 209V212H106ZM113 211V210H112ZM118 211V210H117ZM121 211H123V210H121ZM139 211H140V209H139ZM148 211V210H147ZM171 212H172V210H170ZM183 211V210H182ZM222 211V213H225L224 215L225 216H227L230 212L228 211V214H226V212L224 211L223 212ZM250 211V210H249ZM248 211V213H246L248 216L250 215L249 212ZM20 212V211H19ZM64 212V211H63ZM75 212V211H74ZM100 212V211H99ZM140 212H142V211H140ZM140 212H138L139 214H141ZM154 212V211H153ZM157 212V211H156ZM159 212H161V211H159ZM159 212H158V214H159ZM175 212V211H174ZM13 213V212H12ZM42 213V212H41ZM68 213H70V216H72L71 214V212H68ZM101 213V212H100ZM109 213V212H108ZM122 213H125V211L124 212H122ZM131 213V212H130ZM137 213V212H136ZM137 213V214H138ZM162 213V212H161ZM183 213V212H182ZM185 213V212H184ZM187 213H190L189 212V210H188V212ZM206 213H202L201 215H205ZM222 213H220L219 215H221L222 216ZM65 214V213H64ZM74 214V213H73ZM78 214V213H77ZM105 214V213H104ZM129 214V213H128ZM144 214V213H143ZM154 214V213H153ZM156 214V213H155ZM157 214V215H158ZM176 214H178L177 212H176ZM254 213H252V215H253ZM261 214V213H260ZM62 215V214H61ZM75 215V214H74ZM83 215V214H82ZM85 215V214H84ZM98 215V214H97ZM115 215V214H114ZM118 215V214H117ZM170 215V214H169ZM208 215V214H207ZM207 215H206V217H207ZM223 215V216H224ZM246 215V216H247ZM252 215H250V217L252 216ZM255 217H258L259 216V214L256 216V212H255ZM253 215V216H254ZM35 216V215H34ZM64 216V215H63ZM66 216H69V215H66ZM107 216H110V215H108L107 214ZM160 216H162L161 214H160ZM174 216H176L175 214H174ZM178 216V215H177ZM188 216V215H187ZM196 216V215H195ZM208 216H210V215H208ZM224 216V217H225ZM229 216V215H228ZM242 216H244V217H242ZM247 216V219L248 218H250V217H248ZM252 216V218H250V219H248L249 220V222H251L250 220H252V219H254L255 217H253ZM263 216V215H262ZM261 216V217H262ZM17 217V216H16ZM23 217H24V215H23ZM29 217V216H28ZM42 217V216H41ZM81 217V216H80ZM163 217V216H162ZM162 217H160V218H162ZM183 217V216H182ZM211 217H213V216H211ZM216 217H219L218 215L216 216ZM224 217H223V219H224ZM261 217H259V218H261ZM20 218H21V216H20ZM19 218V219H20ZM25 218H27V217H25ZM73 218H75L76 219V216H74ZM92 218H94V217H92ZM112 218V217H111ZM114 218V217H113ZM140 218H141V216H140ZM177 218V217H176ZM226 218V217H225ZM228 219H231V217H227ZM262 218H264V217H262ZM63 219V218H62ZM71 219V218H70ZM69 219V220H70ZM77 219H79V218H77ZM166 219V218H165ZM175 219V218H174ZM173 219V220H174ZM181 219V218H180ZM255 219H257V220H261L260 222L262 223V221L264 222V220H262V219H258V218H255ZM16 220V219H15ZM81 221H82V218L80 219ZM79 220V221H80ZM85 220V219H84ZM88 220V219H87ZM92 220V219H91ZM98 220V219H97ZM133 220V219H132ZM159 220V219H158ZM167 220V219H166ZM176 220V219H175ZM256 220V221H257ZM30 221V220H29ZM33 221V220H32ZM78 221V220H77ZM95 221V220H94ZM134 221V220H133ZM151 221V220H150ZM221 221V220H220ZM228 221V220H227ZM84 222H86V220L84 221ZM89 222V220L87 221V223ZM132 222V221H131ZM143 222V221H142ZM187 222V221H186ZM214 222V221H213ZM223 222V221H222ZM229 223L231 222V220H229L228 221ZM248 221H246V223H247ZM260 222H258V224L260 223ZM29 223V222H28ZM34 223V222H33ZM48 223V222H47ZM53 223V222H52ZM86 223V224H87ZM121 223V222H120ZM144 223H146V222H144ZM152 223L153 222H151L150 224L152 225ZM188 223V222H187ZM215 223H216V221H215ZM220 223V222H219ZM224 223V222H223ZM225 223H226V220H225ZM253 223V222H252ZM254 223H256L255 221H254ZM15 224V223H14ZM81 224V223H80ZM83 224V223H82ZM100 224V223H99ZM119 224V223H118ZM122 224V223H121ZM129 224V223H128ZM148 225H150L149 224V222L147 223ZM212 224V223H211ZM244 224H245V222H244ZM248 224V223H247ZM257 224V225H258ZM20 225H21V220H20ZM28 225V224H27ZM41 225V224H40ZM94 225V224H93ZM97 225V224H96ZM101 225V224H100ZM163 225H164V222H163ZM167 225V224H166ZM170 225V224H169ZM213 225V224H212ZM211 225V226H212ZM216 225V224H215ZM218 225V224H217ZM216 225V226H217ZM249 225V224H248ZM252 225V224H251ZM250 225V226H251ZM260 225H264V223L263 224H260ZM259 225V226H260ZM29 226V225H28ZM88 226V225H87ZM86 226V227H87ZM90 226V225H89ZM116 226V225H115ZM153 226H156V225H153ZM168 226V225H167ZM173 226V225H172ZM216 226H214V227H216ZM220 226H222V224L220 225ZM220 226H219V228H220ZM241 226V227H240ZM244 226H246V224L244 225ZM244 226L242 227V228H244ZM253 226V225H252ZM255 226V225H254ZM259 226H255V228H257V227H259ZM34 227V226H33ZM40 227H42V225L40 226ZM44 227V226H43ZM48 227H49V225H48ZM58 227V226H57ZM60 227V226H59ZM72 227V226H71ZM70 227V228H71ZM91 228H93L92 226H90ZM102 228H103V226H101ZM151 227V226H150ZM248 227V226H247ZM246 227V228H247ZM260 227H262V226H260ZM15 228V227H14ZM39 228V227H38ZM37 228V229H38ZM81 228V227H80ZM96 228H99V227H96ZM95 228V229H96ZM102 228H101V230H102ZM143 228V227H142ZM155 228V227H154ZM163 228V227H162ZM217 228V227H216ZM222 228H223V226H222ZM225 228V227H224ZM229 228V227H228ZM241 228V229H242ZM263 228H264V226H263ZM30 229H32L31 227H30ZM58 229V228H57ZM62 229V228H61ZM63 229H65L64 228V226H63ZM69 229V228H68ZM85 229V228H84ZM113 229H116L115 227L113 228ZM139 229H141V228H139ZM221 229V228H220ZM226 229V228H225ZM233 229H235V228H233ZM232 229V230H233ZM238 228H236V230H237ZM240 229V231L241 232H244V231H242ZM245 229V228H244ZM249 229V228H248ZM253 229H254V227H253ZM261 228H259V229H257V231L258 230H260ZM5 230V229H4ZM48 230V229H47ZM101 230H99V231H101ZM104 231L106 230V229H103ZM110 230V229H109ZM117 230V229H116ZM214 230V229H213ZM222 230V229H221ZM235 230V231H236ZM239 230V229H238ZM237 230V231H238ZM246 230L247 229H245V232L244 233H246ZM250 230V229H249ZM248 230V231H249ZM256 230V229H255ZM34 231V230H33ZM40 231H41V229H40ZM46 231V230H45ZM88 231H94V230H89L88 229ZM106 231H108V230H106ZM115 231V230H114ZM137 231V230H136ZM171 231V230H170ZM212 231V230H211ZM251 231V230H250ZM253 231V230H252ZM35 232V231H34ZM85 232H87V231H85ZM110 232V231H109ZM116 232V231H115ZM118 232H119V230H118ZM176 231H174V233H175ZM219 232V231H218ZM229 232V231H228ZM227 232V233H228ZM241 232H240V234H241ZM259 232H261V231H259ZM40 233V232H39ZM55 233V232H54ZM81 233V232H80ZM93 233V232H92ZM95 233V232H94ZM110 233H113V232H110ZM148 233V232H147ZM170 233H173V232H170ZM180 233V232H179ZM251 233V232H250ZM253 233H254V231H253ZM253 233H251V234H253ZM256 234H257V232H255ZM11 234V233H10ZM37 234V233H36ZM57 234V233H56ZM61 234H63V233H61ZM86 234V233H85ZM102 234V233H101ZM100 234V235H101ZM176 234V233H175ZM181 235H182V233H180ZM224 234V233H223ZM239 234V233H238ZM256 234H254L255 236H259L260 235V233H258V235H256ZM263 234V233H262ZM13 235H15V234H13ZM24 235V234H23ZM22 235V236H23ZM43 235H45V234H43ZM65 235V234H64ZM140 235V234H139ZM148 235V234H147ZM163 235V234H162ZM243 235H245V234H243ZM246 235H250L249 234V232H248V234H246ZM254 235L252 236L251 235V239H253L252 237H254ZM20 236V235H19ZM27 236V235H26ZM71 236V235H70ZM94 236V235H93ZM111 236V235H110ZM116 236H117V234H116ZM119 236V235H118ZM130 236V235H129ZM161 236V235H160ZM168 237V235L166 234L165 235V237ZM69 237V236H68ZM72 237V236H71ZM99 237V236H98ZM102 236H100V238H101ZM128 237V236H127ZM163 237V236H162ZM221 237H222V235H221ZM261 237H262V235H261ZM260 237V238H261ZM18 238V237H17ZM21 238V237H20ZM67 238V237H66ZM66 238H65V240H66ZM73 238V237H72ZM114 238V236L112 237V239ZM136 238V237H135ZM137 238H139V236H137ZM143 238H145V237H143ZM226 238H228V237H226ZM242 238V237H241ZM240 238V239H241ZM39 239V238H38ZM51 239V238H50ZM180 239V238H179ZM230 239V238H229ZM239 239V238H238ZM63 240V239H62ZM68 240V239H67ZM71 240H73V239H71ZM79 240V239H78ZM94 240V239H93ZM103 240V239H102ZM108 240V239H107ZM141 240V239H140ZM170 240V239H169ZM171 240H173V239H171ZM181 240V239H180ZM179 240V241H180ZM184 240H186V238L184 239ZM233 240V239H232ZM254 240V239H253ZM256 240H258V239H256ZM260 240V239H259ZM264 240V239H263ZM21 241V240H20ZM34 241V240H33ZM52 242H53V239L51 240ZM69 241V240H68ZM100 241V240H99ZM104 241V240H103ZM183 241V240H182ZM28 242V241H27ZM62 242V241H61ZM116 241H114V243H115ZM167 242V241H166ZM172 242V241H171ZM181 242V241H180ZM236 242V245H237V243L239 242V240H238V242H237V240L235 241ZM234 242V243H235ZM247 242V241H246ZM245 242V243H246ZM38 243V242H37ZM58 243V242H57ZM173 243V242H172ZM175 243V242H174ZM183 243V242H182ZM240 243H244L243 241L242 242H240ZM23 244V243H22ZM29 244V243H28ZM33 244H34V242H33ZM54 244H55V241H54ZM82 244V243H81ZM102 244H104V243H102ZM120 244V243H119ZM184 244V243H183ZM183 244H181V245H183ZM239 244V243H238ZM249 244V243H248ZM263 244V243H262ZM31 245V244H30ZM37 245V244H36ZM39 245V244H38ZM56 245V244H55ZM113 245H115V244H113ZM117 245V244H116ZM172 245V244H171ZM174 245V247H177L176 246V243L175 244H173ZM180 245V246H181ZM258 245V244H257ZM260 245V244H259ZM7 246H9V245H7ZM12 246V245H11ZM10 246V247H11ZM23 246H24V244H23ZM76 246H77V243H76ZM123 246V245H122ZM166 246V245H165ZM170 246V245H169ZM261 246V245H260ZM17 247V246H16ZM30 247V246H29ZM52 247V246H51ZM173 246H171V248H172ZM173 247V248H174ZM231 247V246H230ZM257 247V246H256ZM8 248V247H7ZM18 248V247H17ZM38 248V247H37ZM48 248V247H47ZM50 248V247H49ZM73 248V247H72ZM92 248V247H91ZM114 248V247H113ZM115 248H117V247H115ZM182 248V247H181ZM236 248V247H235ZM238 248H239V245H238ZM258 248V247H257ZM42 249V248H41ZM87 249V248H86ZM90 249V248H89ZM163 249V248H162ZM10 250H12V249H10ZM25 250V249H24ZM175 250V249H174ZM176 250H178V248H176ZM180 250V249H179ZM232 250V249H231ZM230 250V251H231ZM7 251V250H6ZM30 251V250H29ZM43 251V250H42ZM116 251V250H115ZM114 251V252H115ZM229 251V250H228ZM118 252V251H117ZM237 252V251H236ZM259 252V251H258ZM258 252H256V253H258ZM8 253V252H7ZM11 253H12V251H11ZM18 253V252H17ZM73 253V252H72ZM136 253V252H135ZM184 253V252H183ZM232 253H234V252H232ZM239 253V252H238ZM237 253V254H238ZM15 254V253H14ZM27 254V253H26ZM166 254V253H165ZM230 254V253H229ZM30 255V254H29ZM47 255V254H46ZM72 255V254H71ZM104 255V254H103ZM221 255V254H220ZM223 255V254H222ZM224 255H225V253H224ZM234 255V254H233ZM9 256V255H8ZM18 256H19V254H18ZM34 256V255H33ZM36 256V255H35ZM39 256V255H38ZM53 256V255H52ZM51 256V257H52ZM167 256V255H166ZM7 257V256H6ZM26 257V256H25ZM61 257V256H60ZM66 257H68V256H66ZM125 257H128V256H125ZM227 257V256H226ZM233 257V256H232ZM14 258V257H13ZM16 258V257H15ZM18 258V257H17ZM31 258V257H30ZM34 258V257H33ZM57 258V257H56ZM58 258H59V256H58ZM75 258V257H74ZM121 258V257H120ZM146 258V257H145ZM235 258V257H234ZM34 259H36V258H34ZM61 259V258H60ZM65 259V258H64ZM73 259V258H72ZM122 259V258H121ZM124 259V258H123ZM134 259V258H133ZM140 259V258H139ZM223 259H225V258H223ZM9 260V259H8ZM42 260V259H41ZM54 259H52V261H53ZM78 260V259H77ZM84 260V259H83ZM126 260V259H125ZM221 260H222V258H221ZM231 260V259H230ZM15 261H19V260H15ZM29 261V260H28ZM49 261V260H48ZM57 261V260H56ZM130 261V260H129ZM9 262V261H8ZM40 262V261H39ZM54 262V261H53ZM52 262V263H53ZM65 262V261H64ZM237 262V261H236ZM5 263V262H4ZM11 263V262H10ZM47 263V262H46ZM108 263V262H107ZM131 263V262H130ZM133 263V262H132ZM141 263V262H140ZM222 263H223V261H222ZM13 264H15V263H13ZM18 264H20V262L18 263ZM91 264V263H90ZM104 264V263H103ZM121 264V263H120ZM124 264V263H123ZM233 264H235V263H233Z\"/></svg>",
	"mask_w": 264,
	"mask_h": 264
}]
</instances>
